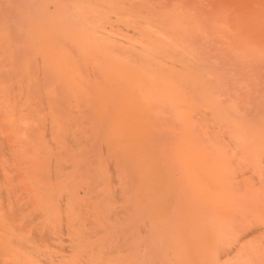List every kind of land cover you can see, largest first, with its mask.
<instances>
[{
    "label": "rangeland",
    "instance_id": "374dc122",
    "mask_svg": "<svg viewBox=\"0 0 264 264\" xmlns=\"http://www.w3.org/2000/svg\"><path fill=\"white\" fill-rule=\"evenodd\" d=\"M8 1V2H7ZM39 1V2H38ZM59 3H58V2ZM76 0H68V1H66V0H62V2H61V0L59 1V0H0V89H2V90H0L1 92H0V103H2V104H4L3 103V101L6 103L5 105H1L2 107H5L6 108V110H5V108H2V109H4V110H2L1 108V110H0V115H2L1 114V112L3 113V111H7L6 113V115H4L5 114V112H4V116H2V118H1V116H0V120H3V117H4V120H5V116H7L8 115V113L9 114H11V115H15L16 117H15V120L18 122V120H19V122H18V125L20 124V127L21 128H24V126L22 125V122L23 123H26L29 119H32V121H30L29 120V122H27V123H29L31 126H33L34 124L33 123H35V126L32 128H30V130H32V131H35V133H37L36 135H38V138H40L39 139V141H37V143L38 142H40V140H42L41 142L42 143H44L43 145L42 144H40V146H41V148H39V149H37L38 151H44V149L43 148H45V151H46V148H47V151L49 150V153H48V155H47V153H46V155H44L43 153L41 154L40 153V157H41V162L45 165V169H46V172H44L45 174H43V175H45L44 177H41V179H43V180H41V183H40V185L38 186V185H36V186H38V187H36V186H34V189H35V187H36V189L37 188H39V187H41V186H44V185H42V182H45V185L47 184V185H49V184H55V185H51L53 188H52V190H51V192H52V196L54 195V194H56V196H53L52 198H53V200L54 201H56V200H58L59 199V197H58V199H56V198H54V197H57L58 195V192L59 191H54V188L56 189L57 187H59L60 186V184L61 183H63V184H69V183H72V181H77L78 180V182H79V185L77 186V182H75L76 183V185H75V188H73L74 186H73V184H75V183H72V187L71 188H73V190H71V191H73V193L72 194H74V192L76 191V193L73 195L74 197L76 196V198L78 199V203H80V205H79V210H81L82 211V213L84 214H80L79 212L77 213V215L79 214V216H81V220L80 221H83V219H82V217H86V219H87V221H84V223L85 222H87V224L85 223V225H84V223H81V225L80 224H78V225H80L79 226V228H80V230L78 229V225H77V222H76V220L78 219V216L76 215L75 217H73V218H75L76 220H75V222H76V226H75V222L72 224V221L74 220H70V222H69V220H67V217L66 216H68L69 217V214H66L68 211V209L67 208H65V205L60 209L61 211H63V212H65V213H61L62 215L64 214V219H66V222H69V223H67L68 225H69V227H71L72 225H74V226H72L73 227V229L75 230V228H77L79 231H81V230H83V231H81V233H83V234H81V235H84V237L86 238V236H88V238L87 239H89V236L91 237L90 238V240L92 239V241H94V239H95V241L98 239V238H103L104 240H106L108 237L110 238V240H111V242L113 241L114 243H116V240H119L120 242H121V239H123V237H121L120 238V235H122L123 236V234L124 235H128L126 238H128L129 240H130V238L132 239V241H133V243L135 244V241H136V243L137 244H133L132 242H131V240L130 241H128L126 238H124V240H122L123 241V243H124V245H125V243H128V245H130V246H128V248H127V246H126V248H125V250H130L131 248H133V250L131 251H125V250H123V252L122 251H119V253H116V254H113L115 251H109L108 252V247H106L105 249L107 250L106 252L108 253H105V251L103 252V251H101V252H103V253H101L100 251L99 252H97L98 253V255H101L100 257H97V258H95V259H97L96 261H95V259H93L94 261H95V263L93 262V264H101L100 263V261L102 260V259H104L102 256L103 255H105L106 254V256L108 255H111V254H113V257H112V255H111V257H109V260L111 261V263H108V262H103L102 264H112V263H115V264H120L121 262H127V261H129V259L130 258H132V259H130V263L128 262V264H132L133 262H134V260H135V258L134 257H136V259H137V261L135 260V262H137L138 264H168L169 262V264H177L178 263V261H177V259H179V255H180V251H177V252H175V253H177V255L176 256H178V257H176V258H174V254H173V252L172 251H166L167 253H168V255L170 256L169 258H167L165 255H167V253L166 254H164V252L165 251H163V249L161 248V247H157L156 248V252H153V251H147V248L145 247V246H142L143 244L144 245H146V246H149V243L151 242L150 240H152V242H151V245H152V243H155V242H153L154 240H153V238H154V236H152L151 234H149V231H150V229L152 228V226H151V222L153 223V221L156 219V214L154 213V211H153V213H154V215H152L150 212V215H149V213L147 212L146 213V210H150V204L151 203H149L150 202V199H149V201H148V199H146V197L143 195V193H142V190L144 189L145 190V187L147 188H149V186H150V190L152 189V191L154 192V195H156L158 198H155L156 200L157 199H160V200H162L163 199V197H164V193H170V192H172V191H170V190H167V187H168V184H161V182H160V179L162 180V177L164 176L165 177V180H163L164 182H166V180H167V175L166 174H161L162 172L160 171V164L161 163H163V160H164V156L163 155H160V153L159 152H161V154H162V152H163V154L165 155V152H166V150H165V152H164V149L166 148L165 146H162V143H160V142H158V140H157V135L158 134H160L158 131H160V128H161V131L163 132V130L164 131H167V130H169V132H170V130H171V132L173 133V135H174V137L175 138H177V136H179V132L176 134V132H175V130H174V128L176 127V125H178V127H180L179 125H181V124H177L176 122H174L173 121V119H172V115L174 114V112L175 111H172V110H170V109H168V108H170V105L168 104V103H164V101L166 100V98H165V96H162V92H159V95H161L162 97H161V100H162V98L164 99V101H162V103H161V100H160V102L158 101L157 103H155V104H153L152 103V101L150 100V97L149 96H145V97H142V95H144V93H146V91L148 92L149 90L150 91H153L152 90V88H151V86L150 85H152V87L154 86V84H157L156 82H158V81H160L161 80V78L160 77H162V79H167V77H169L168 76V71H166V68H167V70H169L170 68V66H171V70L173 69L172 68V66H173V64L175 63V64H177V66L175 67L174 66V68H179V70L177 71L176 69H174L175 71H174V73L173 74H175L176 72L178 73V72H180V71H182V74H181V72L180 73H178V74H181L183 77H185L184 75L186 74V72H187V76L185 77V81H183V79H182V77H181V75H178V76H176V74H175V76L174 75H172V77H170L171 79L170 80H168L167 79V83H165L164 84V82L162 83V84H164V86L165 87H167L168 89L169 88H171L170 90H172V89H174V92H175V87L174 86H176V85H174V86H172L173 85V81L175 82V81H177L178 82V85L179 86H181V85H184V86H181L182 88H183V90H184V92H185V94L187 95V96H189V97H187L188 99L190 98H194V99H196L197 100V103L199 104V106H203L204 107V105L209 101V97H210V99L212 98V96H213V94L214 95H216V102L218 101V104L219 103H222V104H224V106H229V105H232L233 103H234V101L237 99V97H238V99L236 100L237 102H238V100H239V102L241 103V104H244L245 103V105H243V106H245V107H247V104L249 105L250 104V102L251 101H249V100H251L250 98H249V96L251 95V92H249V90H247L246 91V89H245V87H246V85H248V84H246V82H245V80H244V78L246 79L248 76H250L249 74L253 71V70H249V67L250 68H253V63L255 64V62L257 61V59L259 58V56H261V57H263V59H264V55H258V56H254L253 54H251V53H249V50H248V53L249 54H251V55H253L255 58H256V61H255V58L252 56V58L253 59H250V60H248V62H247V59H249L248 57H251V55L249 56V54H248V57L246 56L247 55V53L245 54L244 53V51H246L247 49H246V47L243 45V49H241V47H238V44L240 45V43L239 42H236L235 41V39L236 38H238V37H240V38H243L244 37V35L246 34V36L248 37V36H252V37H254V36H256L257 37V35L255 34V33H253V31L251 32V31H249L248 29H250V30H252L250 27L248 28V26L249 25H247V23H246V25H247V27H246V25L245 26H243V28L245 27V28H248L247 30L249 31V33L251 34H249V35H247V31H246V33H244V35H243V37H241V36H239L240 34H237V33H235L236 31H234V36L232 35L233 33H231V32H233L232 30H231V28H237V29H240V27L242 26H240L239 28H238V26L237 25H239L238 23H236V26H234V27H231L232 26V24H234V20L232 21V18L234 19H236L237 17H246V16H248V15H244L245 13H249L248 11L250 10L251 12H252V10H254V8L252 9V8H249L248 9V11H247V9H245L244 7H243V10H242V8L240 7V8H237V10H239V11H237L236 9H233L232 8V5H235L237 2V4H239L240 2H241V0H240V2H239V0L236 2V0H235V3H234V1L233 2H231L230 0H227L230 4L228 5V2H226V0H225V2L224 3H222L223 1L222 0H212V2L210 1L209 2V0L208 1H206V2H208V4H207V6L206 5H204V7H203V3L204 2H200L199 0H195L194 1V5H196V6H194L193 8H194V10L191 8V6H193V5H189V3H190V1L191 0H187L186 2H188V3H186L185 2V0H183L182 1V3H181V0H180V2L178 3V0H175V1H177V2H175L174 0H112V1H110V2H113V4H112V7L111 6H109V3H107L106 2V0H94V3L96 2L97 4V6L99 5V9H101L100 11H101V13L102 14H100L101 15V21H102V19L104 18V20H106L105 22L106 23H104V20L102 21V22H100L101 24H99L98 25V28L97 27H93V29H92V31H91V33L93 32V31H96V29L95 28H97L98 30H97V32H93V35L90 33V31H89V28L87 29V27H82V33H81V31L79 32V31H77V27H78V30H79V28L81 27V26H84V24H77V23H73L72 21H80L81 23H82V21H81V18H79V15H85L88 11H87V8H88V6H84L85 4L86 5H88V2L89 3H92V2H90V1H88L87 3H80V2H78L79 4H76L78 7L80 6V8H82V6L85 8V9H81L80 10V12L79 13H77V11H79L78 9H80V8H78L77 9V7L75 6V3H77V1L75 2ZM93 1V0H92ZM175 3H174V2ZM197 1H198V3H197ZM201 1H203V0H201ZM220 1H222L221 2V4H220ZM256 1H259V3L261 4V2H263L264 3V0H255L254 2H256ZM19 2V3H18ZM51 2V3H50ZM61 2V3H60ZM65 3V5L67 4L68 5V7H69V9H66L65 10V8H67V6H65V5H63L64 3ZM75 2V3H74ZM117 2V3H116ZM69 3V4H68ZM72 3V4H71ZM128 3V4H127ZM195 3H197V4H195ZM215 3H217V4H215ZM259 3L257 4V3H255V5L253 4V6H256V10H254V11H257V6L259 5ZM116 4V5H115ZM127 4V5H126ZM131 4V5H130ZM148 4V5H147ZM172 4H175L174 6L172 5ZM178 4V8L176 7V5ZM182 5L181 7L179 6V5ZM191 4V3H190ZM213 4H215V5H213ZM257 4V5H256ZM25 5V6H24ZM71 5H73L74 6V8L76 7V9L77 10H74V8H72V10H70L71 9ZM90 5L91 4H89V7H90ZM93 5V4H92ZM131 7H130V6ZM199 5L201 6V7H199ZM216 5H218V6H216ZM219 5H220V7H219ZM230 7H228V6ZM27 6V7H26ZM43 6V7H42ZM47 6V7H46ZM64 8H63V7ZM101 6V7H100ZM106 6V7H105ZM214 6V7H213ZM215 6H216V8H215ZM223 8H222V7ZM224 6H225V9H224ZM240 6H243V5H240ZM262 6H263V9H262ZM262 6H258V7H261V9L259 8L258 9V12L261 10L263 13H264V5H262ZM94 8V10H96L95 9V5L94 6H91V8ZM183 7V8H182ZM199 7V8H198ZM217 7H218V9L219 8H221L222 9V11H225L226 10V12L227 13H229L230 15L229 16H234L235 15V13H236V11H237V13H236V15H238L240 12L242 13V11H243V13L242 14H240V15H238V16H232V18H227L226 19V16H228V14H226V12L223 14L224 16H225V18L224 19H222L223 18V16H221L220 15V17L219 18H217L218 16H216V18L220 21H216L217 23H215V25H214V27H211V28H213V30L215 29V32L212 30V29H210V20L212 19V17L213 16H211L212 15V13H214L215 12V10L217 9ZM25 8H28V9H25ZM53 8V9H52ZM63 10H65V11H67V10H69V13L70 12H72L73 14H75L78 18L75 20V16H73V18H72V16L70 17V14H68L69 15V19H68V17L66 18H64V16H65V14L66 13H68V11L67 12H62V9ZM144 8V9H143ZM148 8V9H147ZM202 8V9H201ZM227 8V9H226ZM23 9V10H22ZM34 9V10H33ZM51 9V10H50ZM206 9H208V10H206ZM211 9H212V11H211ZM214 9V10H213ZM224 9V10H223ZM229 9V10H228ZM87 12H86V11ZM164 10V11H163ZM229 12H228V11ZM231 10V11H230ZM242 10V11H241ZM74 11V12H73ZM76 11V12H75ZM82 11V12H81ZM133 11V12H132ZM147 11H149V13L147 12ZM154 11V12H153ZM157 13H156V12ZM185 11V12H184ZM188 11V12H187ZM206 11V12H205ZM218 11V10H217ZM217 11L215 12V14L217 13ZM221 11V10H220ZM221 11V12H222ZM247 11V12H246ZM25 12V13H24ZM137 12H138V14H137ZM152 12H153V14H152ZM165 12V13H164ZM180 12H183V14L182 13H180ZM230 12H232V14L230 13ZM251 12H250V14H251ZM18 13V14H17ZM20 13V14H19ZM45 13V14H44ZM83 13H85V14H83ZM98 13H100L99 11H98ZM126 13H129V14H126ZM185 13V14H184ZM187 13H189L188 15H187ZM201 14V16H199L200 14ZM78 14V15H77ZM107 14H109V16H107L106 17V15ZM111 14V15H110ZM131 14V15H130ZM134 14V15H133ZM149 14H151V15H149ZM215 14H213V15H215ZM26 17H25V16ZM31 15V16H30ZM67 15V14H66ZM67 15V16H68ZM72 15V14H71ZM130 15V16H129ZM142 15V16H141ZM146 15H149V16H147L146 17ZM153 15H155V17L157 18V19H155L154 20V16ZM157 15H159L158 17H157ZM163 15H165V18H164V16ZM184 15V16H183ZM186 15V16H185ZM244 15V16H243ZM22 16V17H21ZM151 16V17H150ZM163 17L162 19L160 18V17ZM193 16V17H192ZM208 16H210V17H208ZM23 17H25V19L23 18ZM33 17V18H32ZM51 17V18H50ZM53 17H55V19L59 22V24H55V23H57L56 22V20L53 18ZM61 17H62V19H61ZM143 17V18H142ZM148 17H150V18H148ZM23 18V19H22ZM182 18V19H181ZM187 18H190V19H188V20H190V21H185V19ZM198 18V19H197ZM203 18V19H202ZM207 18H209V19H207ZM59 19H61V21L59 20ZM186 19V20H187ZM206 19V20H205ZM222 19V20H221ZM226 19V20H225ZM245 19V21L246 22H249V21H247V18H244ZM30 20V21H29ZM37 20V21H36ZM39 20V21H38ZM53 20V21H52ZM67 20V21H66ZM100 20V19H99ZM192 20V21H191ZM194 20V21H193ZM197 20V21H196ZM202 20V21H201ZM205 20V21H204ZM216 20V19H215ZM230 22H229V21ZM249 20V19H248ZM32 21V22H31ZM41 21H43V22H41ZM159 21H163V22H159ZM196 21V22H195ZM200 21V22H199ZM227 21V22H226ZM240 21V20H239ZM25 22V23H24ZM37 22H38V24H37ZM55 22V23H54ZM61 22H62V26H60L61 25ZM66 23V25H65V23ZM71 22L74 24V25H72V28H74L75 30L73 31V29L71 28V26H69V25H71ZM99 22V21H98ZM176 22L178 23V25H176ZM186 22H188L187 23V25H186ZM192 22V23H191ZM193 22H195V23H193ZM207 23V25H206V23ZM211 22H213V21H211ZM215 22V21H214ZM27 23V24H26ZM30 23V24H29ZM54 25H53V24ZM69 25H68V24ZM162 23V24H161ZM227 23H229V25L227 24ZM243 23H245L244 21H243ZM24 24H25V26H24ZM35 24V25H34ZM46 24V25H45ZM103 24V25H102ZM157 24H159V25H157ZM221 24H226L227 26H229V28H230V30H231V32H227L228 34H230L231 36L230 37H232V38H234L235 37V35L237 34L238 36H236L234 39H232V38H230V39H232V41L234 42L235 41V43H236V45L237 46H233L232 45V41H231V45H232V48H233V51H232V53L230 52L232 49H230L231 47L229 46V49L230 50H228V52H226L227 51V49H228V47H223V46H225L224 44L226 43V38H224V39H226L225 41H223V36H225V33H224V29H222V25ZM241 24V23H240ZM250 24V23H249ZM22 25V26H21ZM31 25H33V26H31ZM37 25V26H36ZM39 25H41L42 27H40ZM56 25V26H55ZM137 25H143V27H144V29H142V28H138V26ZM185 25H186V27H185ZM189 25L191 26L190 28H189ZM217 25V26H216ZM235 25V24H234ZM244 25V24H243ZM31 28H30V27ZM34 26H35V28H34ZM55 26V27H54ZM65 26V27H64ZM157 26V27H156ZM178 26H180V27H178ZM215 26L217 27V28H215ZM23 27H27L26 29L25 28H23ZM58 27H59V29H58ZM62 27V28H61ZM69 29H68V28ZM133 27H135L134 28V30H137L135 33L133 32ZM138 29H137V28ZM218 27H219V33L221 32V34L223 33V35H222V37H219L220 35H219V33H218V31L216 30V29H218ZM29 28V29H28ZM47 28V29H46ZM56 28V29H55ZM63 28L64 29H66V30H63ZM92 28V27H91ZM111 28V29H110ZM123 28H125V29H123ZM209 28V29H208ZM235 28V29H236ZM244 28V29H245ZM25 29V30H24ZM33 29V30H32ZM62 29V30H61ZM81 29V28H80ZM198 29V32L196 31ZM242 29V28H241ZM239 30L240 32H242L243 31V29L242 30ZM99 30H101V32L99 31ZM229 30V31H230ZM234 30V29H233ZM246 30V29H245ZM245 30L243 31V32H245ZM37 31H38V34H36L37 33ZM54 31H57V32H54ZM65 31H67V32H65ZM126 31V32H125ZM128 31V32H127ZM209 31H210V34H209ZM238 31V30H237ZM10 32V33H9ZM42 34H41V33ZM52 33V35H51V33ZM68 32H73V34L75 35H73V34H70V33H68ZM106 34H105V33ZM131 34H130V33ZM133 32V33H132ZM214 32V35H211L212 33ZM64 33H68V35H67V37H66V35L64 34ZM99 33V34H98ZM129 33V34H128ZM138 33H140V35H141V38H143L141 41H140V39L141 38H139L140 37V35L138 34ZM218 33V34H217ZM258 33H260V32H258ZM3 34V35H2ZM40 34V35H39ZM47 35V37L46 36H44V35ZM48 34H50L49 36L51 37H49L48 36ZM82 34V35H81ZM94 34H95V36H94ZM252 34H254V35H252ZM38 35V36H37ZM41 35H43V36H41ZM69 35H71L72 36V39H70L71 38V36H70V38H69ZM111 37H110V36ZM127 35H129V36H127ZM136 35V36H135ZM139 37H138V36ZM205 35V36H204ZM216 35V36H215ZM217 35H219L218 37H217ZM259 35H262V33L261 34H259ZM55 36V37H54ZM75 38H74V37ZM94 36V39H95V43L97 42V40H98V42H97V44L95 45V43H94V45L96 46V47H98L99 45H100V47H98V49L97 48H95L94 47V45H93V48L94 49H96L97 51L98 50H100L101 49V46H102V44L103 43H105V40H106V42H108V43H111V41L117 46V44L118 45H120L122 48H126V50L127 49H130V48H132V49H130V58H129V56L127 55L126 56V54L128 53V51L129 50H127V52H125V54H123L122 53V51L124 52L125 50L124 49H122L120 46H115L113 43V45L111 44V45H108L107 47H110V48H113V49H115V50H117V51H115V50H113V49H109V51L111 50H113V52H111V55H112V53H117L118 54V56L117 55H115L116 57L115 58H119L120 59V57L122 56H124V57H127V60H126V58H124L123 60H125V62L126 61H128V60H131V61H128V63L130 62V67H129V65H127L126 64V66H124V68L123 69H125V67L128 69V68H130L129 70V72H131V73H128V70H127V72H125L126 74H131L132 76H134V78L132 77L131 78V82L130 83H128V82H126L125 80L124 81H122L125 77H124V74H122L121 76H120V74H118V73H122L124 70H122V69H120V70H122V72L119 70V69H117V70H119V72L118 71H116V72H118L117 74L116 73H114V76L112 77V79L114 78V82L111 80V78L109 79V77H111L112 76V74H113V72H115L114 71V68L116 67V66H118V65H115L116 64V61L114 62V60H113V64H112V60L111 59H113L112 57L114 56H111L110 57V54H109V57H108V54L106 55V56H102V52H101V59H100V53H99V57H98V59H99V61H101L100 63L101 64H98V62H96V63H94L93 62V52L92 51H94V50H92L93 48H91L90 47V45H89V43L91 44L92 43V41H94V40H89V38L88 37H93ZM100 36V37H102V36H105V37H103V38H98V37ZM134 36V37H133ZM143 36V37H142ZM203 36V37H202ZM1 37H3L2 38V40H1ZM5 37V38H4ZM44 37V38H43ZM59 37V38H58ZM84 37V38H83ZM125 37V38H124ZM127 37H129L128 38V40H127ZM137 37H138V39H137ZM226 37V36H225ZM256 37H254V40H255V42L256 41H258L259 43L258 44H260V41L256 38ZM42 38V39H41ZM47 38V39H46ZM51 40H50V39ZM87 38V40L89 41V43H88V41L86 42L85 41V39ZM113 38H115V39H113ZM206 38V39H205ZM216 38V39H215ZM227 38H228V36H227ZM248 38H251V37H248ZM256 38V39H255ZM10 39V40H9ZM65 39H67V41L65 40ZM68 39H70V41L68 40ZM103 39H105V40H103ZM112 39V40H111ZM117 39H119L118 41H117ZM127 40V41H125L124 42V40ZM136 39V40H135ZM220 39H222L221 41H219ZM229 39V38H228ZM244 39V38H243ZM251 39H253V38H251ZM250 39V40H251ZM33 40H35V41H33ZM44 40H46V41H44ZM53 40H55L54 42H53ZM58 40V41H57ZM76 40V42L74 43V41ZM101 40V41H100ZM115 40V41H114ZM130 40V41H129ZM140 42H139V41ZM236 40H240L239 38L238 39H236ZM244 40H246V39H244ZM243 40V41H244ZM248 40V39H247ZM253 40V41H254ZM33 41V42H32ZM51 41V42H50ZM57 41V42H56ZM69 41V42H68ZM73 41V42H72ZM84 41H85V43H84ZM99 41L100 42H103V43H100L99 44ZM123 41V42H122ZM132 41H138L137 43H136V46H133V45H135V43L134 42H132ZM242 41V40H241ZM240 41V42H241ZM242 41V42H243ZM253 41H252V44H253ZM8 42V43H7ZM35 42V43H34ZM40 44H39V43ZM48 42V43H47ZM58 42H60V43H58ZM68 42V43H67ZM118 42V43H117ZM123 44H122V43ZM128 42H130V43H133V44H127ZM228 42V41H227ZM230 42V41H229ZM249 42V41H248ZM254 42V43H255ZM49 43H51L50 44V47L49 46H47L46 44H49ZM59 45H58V44ZM88 43V44H87ZM120 43V44H119ZM127 44V45H130L129 47L127 46V45H125V44ZM221 43L223 44V45H221ZM238 43V44H237ZM251 43V41L249 42V44ZM16 44V45H15ZM24 44V45H23ZM36 44V45H35ZM37 44H39V46L37 45ZM44 45L45 47L47 46V50H46V48H45V50H41L40 49V45ZM72 44V45H71ZM106 44V43H105ZM234 44V43H233ZM252 44H251V46H252ZM256 44V43H255ZM15 45V46H14ZM41 45V46H42ZM53 45V46H52ZM58 45V47H56ZM65 45V46H64ZM220 45V46H219ZM235 45V44H234ZM3 46V47H2ZM9 46V47H8ZM20 46V47H19ZM38 46V47H37ZM51 46L53 47L52 49H54V47H55V49L54 50H51L50 48H51ZM80 46V47H79ZM133 46V47H132ZM227 46V45H226ZM250 46V47H251ZM36 47H37V49H36ZM66 47L68 48V49H66ZM76 47L79 49V48H81V49H76ZM103 47H104V49H107V48H105V45L103 44ZM128 47V48H127ZM138 49H137V48ZM223 47V48H222ZM235 47H236V49H235ZM15 48V49H14ZM42 48V47H41ZM63 48H65V49H63ZM85 48H86V50H87V52L86 51H84L85 50ZM100 48V49H99ZM143 48H144V51H146L145 49H147V51H150L151 53H153V52H155V53H153V54H150V56L151 55H153V56H151V58L154 60V58H155V56H158V55H154V54H159L160 53V55L158 56V57H156V59L155 60H165V62L166 63H164L162 60V62H163V65H162V62H160V67H161V69H160V67L159 68H156L155 66H153V67H151L152 65H155L154 63L155 62H157V61H155V62H152V63H150L151 62V60L152 59H150V56L148 57L149 59H148V61H146V63L144 62L145 60H144V58H143V54H144V51H143ZM11 49V50H10ZM26 49V50H25ZM30 49V50H29ZM35 49V50H34ZM40 51H39V50ZM103 48L101 49L102 51L104 50ZM224 49H226V50H224ZM235 49V50H234ZM48 50H51V51H48ZM68 51V53H69V58L70 59H67V61L68 60H73V57H74V59H76V61H77V63L79 64V66H78V64H77V68H78V70H77V72L79 71V69H80V72L79 73H77L76 75L78 76V79H77V81L76 82H82L83 81V84H84V86L86 87H84V86H81L82 84L80 83V89L76 86V85H74V84H72V79H70V78H68L69 77V75H70V73L71 72H73V71H71L70 73H69V75H67V71H68V69L66 70V72L64 71V68L62 69L61 67L62 66H64L65 67V65L67 66L68 65V63H69V61H68V63L66 64L64 61H63V63L64 64H61V62H60V60H58V59H61V60H64V58H63V54H61V53H64L65 51ZM81 50L83 51V52H85L84 54L81 52ZM95 50V51H96ZM100 50V51H101ZM122 50V51H121ZM132 50V51H131ZM139 50H142L141 51V53H140V51ZM177 50V51H176ZM11 51H13V52H11ZM40 53H39V52ZM44 52V54H43V52ZM61 51V52H60ZM70 51H72L71 53H70ZM94 51V52H95ZM97 51L95 52V53H97ZM106 51V50H105ZM105 51H103V55H105ZM109 51L107 52V53H109ZM146 51V52H147ZM235 51H237V52H241L242 53V56L244 57V56H246V57H244V58H246V59H244V58H240L239 56L241 55H239L238 53V57H236V55L237 54H233V53H235ZM11 52V53H10ZM42 52V53H41ZM48 52V53H47ZM50 52V53H49ZM54 52L55 53H57V55H56V57H54V59L53 58H51V60H52V62H54V63H51V65L53 66H51V65H49L48 64V62H47V64H46V61L47 60H49L48 59V55L50 54H54ZM59 52V53H58ZM80 52V53H79ZM90 54H89V53ZM99 52V51H98ZM137 52V53H136ZM174 52V55L172 54ZM251 52V51H250ZM2 53V54H1ZM13 53V54H12ZM29 53V54H28ZM86 53H88L89 55L87 56V54ZM131 53L132 54H134L135 53V57H133L132 55H131ZM92 54V55H91ZM166 54H167V56H166ZM170 54V56H168ZM228 54V55H227ZM230 54V55H229ZM244 54V55H243ZM10 55V56H9ZM60 55V56H59ZM73 55H75V56H73ZM84 55H86V57L84 56ZM178 55V56H177ZM161 56V57H160ZM225 56V57H224ZM85 57V58H84ZM143 59H142V58ZM154 57V58H153ZM11 58H13L14 59V61H13V59H11ZM107 58H110V59H107ZM239 58H240V61H238L239 60ZM46 59V60H45ZM56 59V60H55ZM140 59H141V61H140ZM175 59V60H174ZM238 59V60H237ZM243 59V60H242ZM260 59V58H259ZM12 60V61H11ZM40 60V61H39ZM50 60V61H51ZM54 60V61H53ZM66 60V59H65ZM103 60V61H102ZM109 61V63H107L106 61ZM137 60V61H136ZM152 60V61H153ZM229 60V61H228ZM235 60L236 61H238L239 62V64L237 63V62H235ZM241 60H242V63H241ZM255 62H254V61ZM86 61V62H85ZM106 62L107 64H108V69H112L111 70V72L110 73H112L111 74V76H109L107 73H109V72H106V75L107 76H109L108 77V79H107V76L104 78V74L103 73H101V71H102V68H103V70H104V73H105V69H104V67L105 66H103V62ZM173 62V64H170L171 62ZM189 61V62H188ZM226 61V62H225ZM253 63H252V62ZM259 61V60H258ZM258 61L256 62V66H254V67H257L258 66ZM93 62V63H92ZM143 62V63H142ZM180 62V63H179ZM188 62V63H187ZM191 62V63H190ZM193 62V63H192ZM245 62V63H244ZM247 62V63H246ZM260 62V61H259ZM90 63V64H89ZM118 64L120 63V62H117ZM131 63H132V65H131ZM140 63V64H139ZM185 63V64H184ZM238 65H237V64ZM252 63V64H251ZM261 63H262V60H261ZM260 63V65L259 66H261L263 63H264V60H263V63L261 64ZM41 64V65H40ZM70 64H72V63H70ZM97 64V65H96ZM121 64V63H120ZM120 64H119V66L118 67H121L120 66ZM141 64H143V65H147V64H151V68L153 69V71H152V69L151 68H149L148 70H150V71H148V73H145L146 72V70H144L145 68H146V66L145 67H142L141 66ZM187 64V65H186ZM236 64V65H235ZM242 64V65H241ZM245 64H247V65H245ZM250 64L252 65V66H250ZM28 67H27V66ZM49 65V66H48ZM89 65H90V67H89ZM101 65V66H100ZM113 65H114V67H113ZM125 65V64H124ZM149 65H147V68L149 67ZM166 65V66H165ZM168 65V66H167ZM185 65V66H184ZM264 65V64H263ZM262 65V66H263ZM56 66V67H55ZM100 68H99V67ZM107 66V65H106ZM163 66V67H162ZM181 66L183 67L182 69H184L185 68V70H184V73L185 74H183V70L181 69ZM201 66H203V67H201ZM238 66V67H237ZM247 66H248V68H247ZM27 67V68H26ZM49 67V68H48ZM50 67H52V68H50ZM68 67H69V65H68ZM70 67H72L71 65H70ZM88 67V68H87ZM102 67V68H101ZM113 67V68H112ZM142 67L143 69H141V70H144L143 72L140 70V68ZM200 67V68H199ZM241 67H242V70H241ZM55 68V69H54ZM73 68V67H72ZM156 68V69H155ZM162 68H164V70H165V72H167L166 74H165V72H163V70H162ZM62 69V70H61ZM90 69V70H89ZM92 69V70H91ZM106 69H107V67H106ZM157 69H158V71H157ZM160 69V70H159ZM189 69V70H188ZM249 71H248V70ZM254 69V68H253ZM261 70H262V68H260ZM27 70V71H26ZM138 70H139V72H138ZM156 70V71H155ZM188 70V71H187ZM255 70L256 69H254V71H253V73L255 72ZM24 71H26V72H24ZM93 71H94V73H93ZM107 71V70H106ZM109 71V70H108ZM113 71V72H112ZM141 71V72H140ZM161 71V72H160ZM246 71V72H245ZM248 71V72H247ZM260 71V70H259ZM55 72V73H54ZM66 74H65V73ZM69 72V71H68ZM137 72V73H136ZM150 72L153 74V76H152V78L155 76V78H154V80H156V82L152 79V81L153 82H151L150 80H148L147 79V76H146V74H150ZM262 72V71H261ZM261 72H258V74H259V76H261V77H259L258 76V74L256 73V75H253L255 78H257L259 81L261 80V78H264L263 76H262V74H260ZM75 72H73V74L72 75H75L74 74ZM157 73V74H156ZM160 75H159V74ZM188 73L189 74H191V76L190 75H188ZM263 73V72H262ZM63 74H65V75H67V77H65ZM80 74H81V77L82 78H80ZM90 74V75H89ZM93 74V75H92ZM145 76H144V75ZM162 74V75H161ZM194 74H196V75H194ZM247 74V75H246ZM60 75V76H59ZM192 75H193V77H192ZM239 75H241V77L239 76ZM242 75L244 76V77H242ZM246 75V76H245ZM90 76H92V77H90ZM118 76H120V77H118ZM157 76H158V78H157ZM203 76V77H202ZM231 76V77H230ZM232 76H234L233 77V79H232ZM239 77V78H237V77ZM253 76L251 75L250 77H248L250 80L252 79H254L253 78ZM259 78H258V77ZM64 77V78H63ZM70 77H71V75H70ZM73 77V76H72ZM76 76H74V78H75ZM116 77V78H115ZM130 77V76H129ZM198 79H197V78ZM201 77V78H200ZM252 77V78H251ZM68 78V79H67ZM73 78V79H74ZM123 78V79H122ZM135 78H136V80H135ZM138 78V79H137ZM160 78V79H159ZM193 78V79H192ZM204 78V79H203ZM247 78V79H248ZM70 79V80H69ZM76 79V78H75ZM74 79V80H75ZM116 79V80H115ZM134 81H133V80ZM157 79H159V80H157ZM247 79H246V81H247ZM249 79H248V83L249 82H252V84L254 83V85H248V86H250L249 88L251 89V91H252V87H253V89L255 90V91H258V89L256 90L255 89V85L257 84V83H255L254 81H256V79H254V81H249ZM65 82H64V81ZM146 80H148V83H147V81ZM173 80V81H172ZM202 80V81H201ZM236 80V81H235ZM135 81H136V83H135ZM162 81V80H161ZM170 81V82H169ZM234 81V82H233ZM263 81V79L261 80V82ZM75 81L73 82V83H76ZM79 82L78 83H76V84H79ZM120 82V83H119ZM137 82H139V83H137ZM147 84H149V85H147ZM150 82V83H149ZM166 82V81H165ZM183 82V83H182ZM188 82V83H187ZM190 82V83H189ZM207 82H208V84H207ZM243 82H245V83H243ZM67 83V85H65V84ZM88 83V84H87ZM114 83V84H113ZM121 83L123 84V85H121ZM152 83V84H151ZM159 83V82H158ZM169 83V84H168ZM191 83H192V85H191ZM237 83H239V84H237ZM260 83V82H259ZM104 84V85H103ZM136 84H138V86L136 85ZM140 84H145L144 86H141ZM242 84V85H241ZM244 84H246L245 86H244ZM262 84V83H261ZM260 84V86H261V88H262V85ZM74 85V86H73ZM135 85V86H134ZM158 85V84H157ZM156 85V86H157ZM237 85V86H236ZM259 85V84H258ZM263 85H264V82H263ZM69 86V87H68ZM102 86V87H101ZM104 86V87H103ZM127 86V87H126ZM156 86H154L153 87V89L154 88H156ZM235 86V87H234ZM24 87V88H23ZM95 87V88H94ZM96 87L98 88V91H99V94H101L100 96L101 97H99L98 95V92H97V89H96ZM121 87H122V90H121ZM135 87V88H134ZM158 87V86H157ZM186 87H187V91L185 90L186 89ZM234 87V88H233ZM237 87V88H236ZM240 87H242V88H240ZM258 87V86H257ZM264 87V86H263ZM26 88V89H25ZM79 90H78V89ZM101 88H103V89H101ZM118 88V89H117ZM133 88V89H132ZM150 88V89H149ZM176 88H177V86H176ZM181 88V89H182ZM247 89H248V87H246ZM81 89H83V92H82V90ZM86 89V90H85ZM101 89V90H100ZM121 91H120V90ZM132 89V90H131ZM144 89H146V90H144ZM210 91L211 90V92H209L208 90ZM242 89H244V90H242ZM73 90H75V91H73ZM106 90V91H105ZM124 90V91H123ZM156 90V89H155ZM176 90H178V88L176 89ZM261 90V89H260ZM263 90V89H262ZM262 90H261V93H262ZM50 91V92H49ZM72 91H73V93H72ZM78 91H81L82 92V95H81V92H78ZM102 91V92H101ZM103 91H104V93H103ZM108 91V92H107ZM110 91V92H109ZM158 91V90H157ZM245 91L246 93H243V92ZM255 91H252V93L253 94H256L257 95V93L255 92ZM75 92H76V94H75ZM154 92H156V91H154ZM168 92V91H167ZM171 92H173V91H170L169 93H171ZM255 92V93H254ZM47 93V94H46ZM80 93V94H79ZM85 93H86V95H85ZM130 93V94H129ZM140 93V94H139ZM208 93V94H207ZM241 93V94H240ZM247 93H249V95H248V97H246V95H247ZM73 94V95H72ZM107 94V95H106ZM128 96H127V95ZM174 94V93H173ZM206 94V95H205ZM243 94H245V96L243 97ZM87 95H89V96H87ZM104 95V96H103ZM135 95V96H134ZM141 95V96H140ZM172 95V94H171ZM218 95H220V97L218 96ZM238 95H241L242 97H240V96H238ZM255 95V96H256ZM259 96H261V94L259 93L258 94ZM12 96V97H11ZM79 98H78V97ZM108 96V97H107ZM173 97H174V95H172ZM218 96V97H217ZM254 96V95H253ZM258 96V97H259ZM263 97H264V95H262ZM261 96V97H262ZM75 97V98H74ZM82 97V98H81ZM84 97H86V98H84ZM91 99H90V98ZM93 97V98H92ZM97 97H99V99H100V104H99V99L97 98ZM127 97V98H126ZM130 97V98H129ZM222 97V98H221ZM248 98L249 100V103H247V102H245L244 101V99H246V98ZM251 97V96H250ZM6 98V99H5ZM141 98H143V100L141 99ZM239 98H242V99H239ZM254 98V97H253ZM11 99H12V101H11ZM72 99H73V101H72ZM81 99H83V100H81ZM116 99V100H115ZM207 99V100H206ZM219 99V100H218ZM85 100V101H84ZM87 100L89 101L88 103H87ZM98 100V102H96ZM108 100V101H107ZM227 100V101H226ZM232 100H233V102H232ZM243 101V103H242V101ZM60 101V102H59ZM80 101V102H79ZM116 101H117V103H116ZM130 101V102H129ZM134 101V102H133ZM141 101V102H140ZM176 101V100H175ZM205 101V102H204ZM221 101H223V102H221ZM231 101V102H230ZM51 102V103H50ZM120 104H119V103ZM142 103V105L144 104V106H142V109H143V107H144V110H142L141 109V107H140V110H137V105H134V104H138V106H141V104H139V103ZM232 103V104H230V103ZM7 103H8V106H7ZM59 103H60V105H59ZM63 103V105H61ZM102 103V104H101ZM122 103V104H121ZM149 103V104H148ZM240 103H238V107H237V109L239 108V104ZM247 103V104H246ZM90 104V105H89ZM110 104V105H109ZM117 104H119V105H117ZM163 104V105H162ZM37 105V106H36ZM72 105V106H71ZM89 105V106H88ZM94 105V106H93ZM99 105L101 106L100 108H99ZM134 105V106H133ZM169 105V106H168ZM221 105V104H220ZM59 106V107H58ZM62 106V107H61ZM83 106V107H82ZM106 106V107H105ZM146 106V107H145ZM175 106V107H174ZM234 106V105H233ZM241 106V105H240ZM78 107V108H77ZM89 107V108H88ZM96 107V108H95ZM119 107V108H118ZM124 107H126V108H124ZM131 107H134L135 109H134V111L136 112V114L138 113L139 115H141V114H143V113H145V115L143 114V115H141L140 117H139V115L137 114H135L134 116L136 117V116H138V117H132V115L131 114H129V110H130V113H131V111L133 110V108H131ZM173 107L174 108H176V105L174 104L173 105ZM207 106H205L204 108H206ZM245 107H243L244 109H245ZM29 108V109H28ZM122 110H121V109ZM139 108V107H138ZM155 108H157L156 110V112H161V113H157V114H155ZM201 108V107H200ZM200 108H199V110H198V113H201V114H203L202 116H204V114H205V116H204V118H206L208 121H212V119H213V115L211 116V118L210 117H208L207 118V116L206 115H209V112H211V111H209V110H207V108H206V110L207 111H209V112H206V110H204L203 108V110H200ZM47 109V110H46ZM51 109H52V111H51ZM93 109H95V110H93ZM118 109H120L119 110V112L120 113H118ZM146 109V110H145ZM235 110V112L236 111H238L239 109L241 110L242 108H239L238 110ZM112 110V111H111ZM53 111H54V113H53ZM78 111V112H77ZM94 111V112H93ZM107 111H108V113H107ZM124 111H126V112H124ZM134 111H132V113L134 112ZM150 111H153L154 113H151ZM195 111V110H194ZM11 112V113H10ZM124 112V113H123ZM241 112V111H240ZM84 113V114H83ZM104 113V114H103ZM126 113V115H124ZM163 113V114H162ZM207 113V114H206ZM241 113H243V112H241ZM53 114H54V117H52L53 116ZM95 114V115H94ZM211 114V113H210ZM240 114V113H239ZM11 115H8L7 117H10ZM102 115V116H101ZM165 115V116H164ZM24 116L26 117H28L29 119L27 120L26 118H24ZM38 116V117H37ZM107 118H106V117ZM125 116H128L127 118L125 117ZM149 118H148V117ZM210 116V115H209ZM58 118V122L59 121H61V124L60 123H58L57 122V120H55V119H57ZM105 119H104V118ZM121 117H123L122 119H121ZM131 117H132V119H131ZM200 117H201V115H200ZM11 118V120H12V116L10 117ZM10 118H8L7 120H5V123H7V121H9L10 120ZM17 118V119H16ZM139 118V119H138ZM167 118H169V119H167ZM202 118V117H201ZM203 118V119H204ZM27 120V121H25V120ZM102 119V120H101ZM103 119H104V121H103ZM116 119H118V120H116ZM121 119V120H120ZM143 121H142V120ZM163 119H165L166 120V122H165V120H163ZM196 119V118H195ZM11 120H10V123H8V124H11ZM14 120V118H13V121H15ZM55 120V121H54ZM126 120V122H124V121ZM140 120L142 121V122H140ZM111 121V122H110ZM123 123H122V122ZM57 122V123H56ZM71 122V123H70ZM109 122H110V124H109ZM120 122V123H119ZM147 123V125L148 126H150V127H154V130H153V135H151V137H152V141L154 140V142L155 143H153V145L158 149V151H157V153H159V156L157 157V163H155V166H153L154 165V161H153V164H152V162H151V164H152V166L154 167L153 168V170L151 171L152 173L154 172V174L152 175L151 174V177L152 176H154V177H149L150 176V173H149V176H148V173H147V170L145 169L146 168V166H144L145 164L144 163H148L149 161L147 160L148 159V154H151V153H149L150 151H149V149L150 148H148V150H146L145 148L146 147H144V149L142 150L141 148H142V146H144L143 144H145L144 142V140H146L147 139V128H145L146 126H142L144 123ZM153 122H155V124L153 123ZM161 122H165V124H167L168 126H170V127H168L167 125H165L164 127L163 126H159V125H157V124H160ZM4 123V124H5ZM112 123H114V124H112ZM135 123V124H134ZM136 123H139L138 125L136 124ZM150 125H149V124ZM2 124V121H1V123H0V125ZM8 124H5V125H2L3 126V128L5 129L6 128V126L8 125ZM12 124H13V122H12ZM11 124V125H12ZM17 124V123H16ZM16 124H14L15 125V127L17 128V126H16ZM56 124H57V126H56ZM101 124H102V126H101ZM104 124V125H103ZM110 125L111 126V124H112V126L113 127H111L113 130H112V132L110 131V129L111 128H108L109 126H107L106 127V125ZM215 124V126L217 127H219L220 128V125L218 124H216V122L214 123ZM14 125H12V126H14ZM58 125H60V126H58ZM84 125V126H83ZM117 125V126H116ZM131 125V126H130ZM146 125V124H145ZM162 125V124H161ZM175 125V127H172V126H174ZM2 126H0V127H2ZM12 126H7L8 128H11L12 129V132L14 131V129H15V131L17 130L16 128H13ZM26 126V125H25ZM45 126H47V128L45 127ZM63 126V127H62ZM117 128H119V129H117ZM119 126V127H118ZM122 126V127H121ZM127 126H128V128H127ZM27 127H28V131H29V127L30 126H26V129H27ZM56 127L58 128V133L56 132L57 131V129H56ZM59 127H60V129H61V131H62V128H63V131L62 132H60V129H59ZM62 127V128H61ZM105 127V128H104ZM115 127V128H114ZM126 127V128H125ZM139 127V128H138ZM178 127H177V129H178ZM235 127H237V126H235ZM263 127V126H262ZM261 126H259V129L258 128H256L257 129V131H259L260 129H262V131H264L263 129H264V127L262 128ZM18 128H19V126H18ZM21 128H19V129H21ZM47 130H46V129ZM125 129V131L123 130V129ZM145 128V129H144ZM234 126H232V125H224V126H222V128H220V130L218 131L217 130V128H216V130H217V132H219V136L220 137H218V139H219V141L217 140L216 141V144H218L219 146H221V147H223L224 149H225V153H228V154H226L227 155V157L226 156H224L225 158H227V159H225V162H226V165H227V167L228 166H232L231 167V170L232 171H230V167L229 168H226L228 171H226V173H225V178L227 177L226 175H227V173L229 174H232V173H234V174H232L233 175V177H234V175H236V179H235V182L237 181V183L234 185H232L231 184V188L232 189H234V191H233V193L236 195V193L235 192H237L239 189V187L241 188V189H243L244 188V185L241 183V181L240 180H242L243 178H242V174H243V172L245 171V169L242 167V168H240L241 166H239V168H237L238 167V165H237V161L239 160L238 158V156H239V152L238 151H240L238 148V150L236 149H234L233 147H238V144L240 145V147L241 146H244L243 144H242V142H243V140H244V136H243V140H242V137H238V135H236L237 137H235V135H234V132L236 131H239V130H236V128H234ZM241 129L239 132H243V127H238L237 129ZM2 129V128H1ZM7 129V128H6ZM5 129V130H6ZM18 129V130H19ZM54 129V130H53ZM108 129V130H107ZM116 129H117V131H116ZM121 129H122V132H121ZM141 131H140V130ZM156 129V130H155ZM176 129V130H177ZM212 129V128H211ZM245 129H247V128H245ZM256 129H252V130H256ZM8 131H5V132H3V134H2V136H5V137H7L8 136V140H9V136H11V137H13L12 136V134H16V132L15 133H11L10 132V130L9 129H7ZM74 130H76V131H74ZM105 130V131H104ZM144 130H145V132H144ZM179 130H180V128H179ZM251 130V131H252ZM2 131H4V130H2ZM2 131H0V132H2ZM20 132H22V131H25V130H23V129H21V130H19ZM18 131V132H19ZM88 131V132H87ZM139 133H138V132ZM210 131V130H209ZM222 131L224 132V134H223V137H222ZM250 131V130H249ZM261 131V130H260ZM11 134H10V133ZM54 132V133H53ZM61 134H60V133ZM103 132V133H102ZM135 132V133H134ZM142 132V133H141ZM157 132V133H156ZM170 132V133H171ZM181 132V131H180ZM212 134H213V136H215V134L217 135L218 133H216V132H214V128H213V131H210ZM236 132H235V134H236ZM239 132H237V134L239 133ZM244 132H246V130H244ZM244 132H243V134H244ZM4 133H5V135H4ZM23 133V132H22ZM26 133V132H25ZM24 133V134H25ZM29 134H27V136L29 135H32L33 136V138H34V135L33 134H31L32 132H28ZM34 133V134H35ZM124 133H125V136L128 138H126L127 140H125V136H124ZM141 133V134H140ZM164 133V132H163ZM226 133V134H225ZM230 133V134H229ZM241 133H239L240 135H241ZM19 134V133H18ZM128 134V135H127ZM138 136H136V135ZM154 134H155V136H154ZM17 135V134H16ZM20 135V134H19ZM103 135V136H102ZM144 136L146 139H143V138H141V136ZM162 136H163V134H161ZM247 135V134H246ZM26 136V135H25ZM131 138H130V137ZM137 137V139H139V140H143V141H140V142H136L137 141V139H136V137ZM164 136H170V135H168V134H164ZM218 136V135H217ZM216 136V137H217ZM5 137H3V139H5ZM35 137H37V136H35ZM88 137V138H87ZM110 137V138H109ZM113 137V138H112ZM122 137V140H121V142L119 143V141H120V138ZM141 139H140V138ZM159 137H161L160 135H159ZM158 137V138H159ZM222 137V138H221ZM0 138H2L1 137V134H0ZM16 137H14L13 138V140L14 141H16L15 143H17V140L15 139ZM32 137L31 138H28V140H30L31 141V143L30 144H32V145H34L36 148H37V145H36V143H34V142H32L34 139L36 140L37 138H34L33 139ZM114 138H117V139H119V140H117V139H114ZM162 138V137H161ZM225 138V139H224ZM240 138V139H239ZM247 139H248V137H246ZM245 138V140H247ZM12 139V138H11ZM10 139V141H12V143H13V140H11ZM77 139V140H76ZM96 139V140H95ZM104 139H108L107 140V142H106V140L104 141ZM110 139V140H109ZM112 139H114V140H112ZM124 139V140H123ZM130 139H132V141L130 140ZM174 139V138H173ZM223 139V140H222ZM6 140V139H5ZM26 140H27V138H26ZM27 140V141H28ZM38 140V139H37ZM169 141L168 142H170V138L168 139ZM172 140V139H171ZM221 140V141H220ZM234 140V141H233ZM10 141L8 142L7 140L5 141L6 143L8 142L9 144H10ZM50 141V142H49ZM77 141V142H76ZM79 141V142H78ZM101 141H103V142H101ZM124 141V143H122ZM127 141V142H126ZM129 141V142H128ZM134 141V142H133ZM238 143H237V142ZM242 141V142H241ZM49 142V143H48ZM74 142V143H73ZM110 142V143H109ZM115 142V143H114ZM133 142V143H132ZM136 142V143H135ZM172 142V141H171ZM227 142V143H226ZM247 142V141H246ZM246 142L244 143V144H246ZM7 143V147H8V153H6L7 154V156H8V154L12 157V155H14V157L15 158H13V161H17L16 163L15 162H11V157L10 156H4V155H2V157H4V159L3 158H1L0 159V161H4V163H6L8 166H6L8 169H6V167H5V165L6 164H4V163H2V165H4V167L5 168H3V166L1 165V162H0V165H1V168L2 169H4V170H1L0 169V172H2V174L4 173V171L5 172H8V173H6V175L10 178H14L15 180H14V182L12 183V182H8L10 179L8 178V177H3L4 175H5V173L3 174V176H1L0 178H3L2 180H4V178H8V181L6 180V182H5V180L4 181H2L1 180V182L3 183L4 182V184L5 185H2L3 187L1 188V190H3V191H5L6 193H4L3 191H2V196H0L1 197V200H0V204L2 205H0L1 206V214L0 215H2V218H4V220L5 221H9V222H12L13 224H15L17 227H24V228H28V229H23L22 228V230H23V232H24V230L26 231V234H28V235H30L31 233L33 234L34 232H35V230L34 231H30L29 230V227L32 225H35V226H37L38 227V225L40 226L44 221L43 220H45L44 218H42L41 217V214H39V211H36L35 210V206H30L29 207V196H30V193H31V195L33 194V190H30V191H27L26 190V188H25V191L23 190V187L24 186H26V185H24V183H25V181L27 180H29L28 178H30V175H27V176H25V175H23V174H21L20 175V169L22 170V173H26L27 172V170H28V166H26V165H24L23 167H22V162H21V160L19 159V157L16 155V154H18V151H21V149L19 148V150L17 151V145L15 144V143H13L15 146H17V147H15V146H13V144H8ZM49 145H48V144ZM102 143V144H101ZM108 144V146H107V144ZM129 143H130V147L129 146H127V144L129 145ZM141 143H143L142 145H141ZM206 143V142H205ZM228 143H229V145H228ZM28 144H29V142H28ZM30 144H29V146H30ZM133 144H134V146H135V148L133 147ZM137 144V145H136ZM206 144H208V143H206ZM215 144V145H216ZM249 144V143H248ZM247 144V146H249ZM3 146H4V143L2 144ZM12 145V148L13 147H15V148H13V150H12V148L10 149V151L12 152V155H11V153H10V151H9V146H11ZM109 145H113V146H115L116 145V147H110ZM218 145H216L217 147H218ZM234 145H236V146H234ZM5 146V147H6ZM47 146V147H46ZM57 148H56V147ZM89 146V147H88ZM138 146V149L136 148ZM141 148H140V147ZM171 146V145H170ZM227 146H230V147H228L227 148ZM232 146V147H231ZM5 147H3L4 149H5ZM104 147V148H103ZM133 147V148H132ZM150 147H151V145H150ZM169 147V146H168ZM167 147V148H168ZM2 147H0V149H1ZM17 148V149H16ZM76 148V149H75ZM130 148V149H129ZM7 149V148H6ZM6 149L5 150H2V151H6ZM14 149H16V151L14 150ZM41 149V150H40ZM57 149V150H56ZM80 149L81 150H84V151H80ZM107 149V150H106ZM137 149V150H136ZM232 149H234V150H232ZM23 151L22 152H24V150H25V148L24 149H22ZM31 150V149H30ZM133 152H132V151ZM232 150V151H231ZM28 151H29V149H28ZM138 153H137V152ZM147 151H148V153H147ZM27 152V149H26V151L24 152V153H26ZM31 152V151H30ZM79 152V153H78ZM119 152V153H118ZM4 154H5V152H3ZM14 153V154H13ZM78 153V154H77ZM143 153V154H142ZM2 154V153H1ZM1 154H0V156H1ZM145 154V155H144ZM27 155H30V153L28 152L27 153ZM33 155V154H32ZM125 155V156H124ZM144 156V157H143ZM147 157V159H146V157ZM237 156V157H236ZM6 157H7V160H6ZM142 157V158H141ZM10 158V161L8 162V159ZM127 158V159H126ZM158 158H159V163H158ZM17 159V160H16ZM75 159H77V164H76V162H75ZM143 159V160H142ZM145 159L148 161V162H146L145 161ZM95 160V161H94ZM126 160V161H125ZM128 160V161H127ZM7 161V162H6ZM78 161H79V163H78ZM81 161V162H80ZM124 161V162H123ZM143 161H145V162H143ZM67 162V163H66ZM127 162H128V164H127ZM236 162V163H235ZM18 163L19 164H21V166H20V168H18L19 167V165H18ZM66 163V164H65ZM124 163L126 164V165H124ZM64 164V165H63ZM82 165V166H80L79 167V170H80V168L82 167V169L80 170V171H82V172H80L81 173V175H80V177H77L76 176V174L78 173L79 174V171L76 169H74L75 167H76V165L77 166H79V165ZM101 164V165H100ZM112 164V166H110ZM156 164H157V166H156ZM147 165V164H146ZM225 165V166H226ZM12 166H14V167H12ZM18 166V167H17ZM127 166V167H126ZM159 166V167H158ZM234 166V167H233ZM11 167V168H10ZM17 167V168H16ZM47 167H48V170H47ZM71 167V168H70ZM15 168H16V170H15ZM26 171V172H24L23 171V169ZM26 168V169H25ZM68 168V169H67ZM77 168V167H76ZM91 168V169H90ZM127 168H129V169H127ZM132 170H131V169ZM159 168V169H158ZM92 169H94V170H92ZM235 171H234V170ZM10 170V171H9ZM14 170V171H13ZM63 170V171H62ZM91 170V171H90ZM78 171V172H77ZM101 171V172H100ZM104 171H109L108 173L107 172H105L104 173V175H105V177H106V175H107V178H106V180H108V181H106V180H104V175L102 176V174H103V172ZM160 171V172H159ZM241 171V172H240ZM19 172V173H18ZM76 172V173H75ZM89 172V173H88ZM167 172V171H166ZM73 173H75V175L73 174ZM147 173V174H146ZM157 173H160V174H157ZM1 174V173H0ZM27 174V173H26ZM62 174H64V176L66 177V175H67V177L65 178V177H63L62 176ZM72 174H73V176H75V178H76V180L74 179V180H72L73 179V177H72V179H70L71 178V176H72ZM100 174H101V176H100ZM143 174H144V176L145 177H147L148 179H146V180H150V181H146V183H144V176H143ZM229 174V175H230ZM18 175V176H17ZM47 175V176H46ZM90 175V176H89ZM124 177H123V176ZM135 175H136V177L138 178H136L135 177ZM163 175V176H162ZM228 175V176H229ZM232 175L231 176H229V177H227V178H229V180H230V178L232 177ZM24 176V177H23ZM142 176V177H141ZM224 176V175H223ZM99 177V178H98ZM161 177V178H160ZM232 177V178H233ZM246 177H248V175H246ZM101 178H102V180H101ZM126 178V180H124ZM222 178H224V177H222ZM224 178V179H225ZM11 179V180H12ZM83 179H85V180H83ZM86 179H88L87 181L88 182H86ZM98 179V180H97ZM137 179V180H136ZM240 179V180H239ZM10 180V181H11ZM19 180H22V181H19ZM58 180H59V182H58ZM62 180H65V181H62ZM66 180H67V183H66ZM70 180H72V181H70ZM95 180V181H94ZM115 182H114V181ZM139 180V181H138ZM155 180V181H154ZM16 181V182H15ZM26 181V182H27ZM70 181V182H69ZM100 181H102V182H100ZM112 181V182H111ZM118 181V182H117ZM121 181V182H120ZM122 181H123V183H122ZM125 181H127V182H125ZM232 181V180H231ZM49 184H48V183ZM61 182V183H60ZM69 182V183H68ZM98 182H100L99 184H98ZM106 182V183H105ZM159 182H160V184H159ZM232 182H234V181H232ZM10 185V187L11 188H9V189H7V185L8 184ZM58 185H57V184ZM127 183V184H126ZM143 183H144V185H143ZM148 183L150 184V185H148ZM155 183V184H154ZM241 184V185H243V187L242 186H240L239 185V187H238V185L237 184ZM11 184H13V186L11 185ZM84 184V185H83ZM98 184V185H97ZM101 184V185H100ZM156 184H157V187H158V189H157V187H156ZM159 184V185H158ZM1 185V184H0ZM8 185V186H9ZM57 185V186H56ZM62 185V184H61ZM89 185H91V186H89ZM100 185V186H99ZM103 185V186H102ZM104 185H107V187H108V189H107V187L105 188L104 187ZM147 185V186H146ZM160 185H163L162 187H159ZM28 186V185H27ZM26 186V187H27ZM56 186V187H55ZM139 186V187H138ZM233 186H234V188H233ZM236 186L238 187L237 189H236ZM6 188V190L5 189H3V188ZM95 187V188H94ZM100 187V188H99ZM105 189H104V188ZM152 187V188H151ZM22 188V189H21ZM60 188V187H59ZM59 188H57L58 190H59ZM91 188H93V189H91ZM99 189L98 191L96 190V189ZM134 188V189H133ZM140 190H139V189ZM147 188V189H148ZM160 188H162V189H160ZM166 188V189H165ZM28 189H31L30 187L28 188ZM75 189V190H74ZM87 189V190H86ZM107 189V190H106ZM117 189V190H116ZM235 189H236V191H235ZM241 189H240V191H241ZM39 190V189H38ZM89 190H90V194H88V192H89ZM92 190V191H91ZM96 190V191H95ZM102 190H103V192H105V190H106V193H103L102 192ZM139 190V191H138ZM12 191H13V193H12ZM21 191H22V193H21ZM32 191V192H31ZM70 191V192H71ZM94 191V192H93ZM109 191H110V193H109ZM163 191V192H162ZM166 191H169V192H166ZM95 193V194H93V193ZM116 192V193H115ZM118 192V193H117ZM147 192V191H146ZM4 193V194H3ZM26 193V194H25ZM54 193V194H53ZM104 195H103V194ZM107 193H109V194H107ZM113 193H115L114 195H113ZM121 193V194H120ZM148 193V192H147ZM160 195H159V194ZM238 193H240V192H238ZM83 194H85V195H83ZM105 194H106V196H105ZM153 194V193H152ZM93 197H92V196ZM103 195V196H102ZM166 195V194H165ZM172 197V194H168V196L167 197H169L167 200V204H166V206H167V210H168V212L170 213L171 212V210H172V205H171V201L172 202H174V199L175 198H171L170 199V196ZM87 196V197H86ZM90 196V197H89ZM110 196V197H109ZM144 196V197H143ZM155 196V197H156ZM163 196V197H162ZM2 197H4L5 199L7 198V201L6 200H4V205H3V199H2ZM116 197V198H115ZM147 197H149V196H147ZM160 197V198H159ZM15 200V202H13L14 200ZM84 198H86V199H84ZM87 198H88V200H87ZM95 198V199H94ZM97 198H99V199H97ZM111 199H113L114 201H112ZM154 199V200H155ZM165 199V198H164ZM163 199V201H165ZM182 199V200H181ZM179 198V199H176V201H178V203H181V202H184V201H186L184 198ZM64 200V199H63ZM84 200H86V201H84ZM95 200V201H94ZM100 200V201H99ZM135 200V201H134ZM152 200V199H151ZM159 200V202H163V201H160ZM16 201L18 202V204L16 203ZM25 201V202H24ZM59 201V200H58ZM57 201V202H58ZM103 201V202H102ZM127 201H128V203H127ZM153 201V200H152ZM151 201V202H152ZM9 202H10V205H9ZM23 202V203H22ZM60 202V201H59ZM63 202V201H62ZM66 202V201H65ZM65 202H63V204L65 203ZM159 202H157V203H159ZM8 203V204H7ZM90 203H94L93 205L92 204H90ZM96 203V204H95ZM100 203L102 204V205H100ZM177 202H175L174 204H176ZM15 204V206L16 207H18V211L19 210H21V212L18 214V212H13V211H15V210H17V208L16 207H12V205H14ZM25 204V205H24ZM59 204H61V203H59ZM62 204V205H63ZM66 204H67V202H66ZM9 205V206H8ZM21 205V206H20ZM81 205H83V206H81ZM164 205H165V203H164ZM182 205L184 206V203H182ZM86 206V207H85ZM88 206V207H87ZM112 208H110V207ZM128 206H129V208H128ZM133 206V207H132ZM19 207H20V209H19ZM26 207V208H25ZM81 207H83V208H81ZM85 207V208H84ZM104 207V208H103ZM106 207H109L108 208V210H107V208ZM13 208H15V209H13ZM127 208V209H126ZM11 209V210H10ZM104 209V210H103ZM170 209V210H169ZM66 210V211H65ZM94 210V211H93ZM96 210V211H95ZM101 210H103V211H101ZM126 210V211H125ZM131 210V211H130ZM80 211V212H81ZM111 211H113V213L111 212ZM12 212V213H11ZM29 212V213H28ZM34 212H36V214H39L40 215V217H38V219H37V221H36V219L34 220V217H32L31 215H36ZM92 212H94V214H95V216H91V215H94ZM109 212H110V214H109ZM121 212V213H120ZM145 212V213H144ZM3 213V214H2ZM91 213V214H90ZM97 213V214H96ZM103 215H102V214ZM15 214V215H14ZM17 214V215H16ZM28 214V215H27ZM90 214V215H89ZM110 216H109V215ZM139 214V215H138ZM5 217H4V216ZM30 215V216H29ZM61 215V216H62ZM66 215V216H65ZM102 216V217H100V216ZM129 215H130V217H129ZM143 215V216H142ZM18 216H20L19 217V220L17 219V217ZM23 216H24V218H23ZM26 216V217H25ZM88 216V217H87ZM99 216V217H98ZM112 216V217H111ZM138 216V217H137ZM141 216H142V218H141ZM146 216H147V219H146ZM233 216H234V214H233ZM66 217V218H65ZM77 217V218H76ZM95 217V218H94ZM99 218V219H96V218ZM105 217V223L103 222H101L102 220H103V218ZM109 217V218H108ZM110 217H111V220H109L110 219ZM114 217V218H113ZM144 217H145V219H144ZM154 217H155V219H154ZM232 217V216H231ZM230 217V218H231ZM62 218H63V216H62ZM88 218L90 219L89 221H88ZM102 218V219H101ZM234 217H232L231 219L232 220H234L233 219ZM16 219H17V222H16ZM64 219H63V221H64ZM70 219H72V218H70ZM86 219H84V220H86ZM101 219V220H100ZM152 219V220H151ZM79 220H77V221H79ZM100 220V221H99ZM133 220V221H132ZM144 220V222H142ZM230 221L232 224L231 225H236L237 223H238V219H236V221L237 222H235L236 224H234L233 223V221ZM7 221V222H8ZM29 221V222H28ZM30 221H32V223L30 222ZM34 221V222H33ZM79 221V222H80ZM104 221V220H103ZM110 221V222H109ZM124 221V222H123ZM127 221V222H126ZM128 221H129V223H128ZM66 222H64L65 223V225H66ZM101 222V223H100ZM112 222V224H109V223H111ZM120 222H122V223H120ZM133 224H132V223ZM70 223H71V226H70ZM88 223H89V225H88ZM100 223V224H99ZM123 223H127L128 224V226H126L127 228H126V230H125V225L123 226ZM131 223V224H130ZM137 223V224H136ZM21 224V225H20ZM52 224V223H51ZM51 224H49L48 226H50ZM103 224V225H102ZM114 224V226L115 227H113L114 228V230L115 229H117V230H115L116 232H119V234L117 233V235H115L114 237H112V239H111V236H113L114 235V233H115V231L113 232L112 231V225ZM121 224V225H120ZM126 224V225H127ZM53 225H55V227H56V224H52V226H50V227H53V228H55ZM64 225V224H63ZM82 225H83V227H82ZM94 225V226H93ZM100 225H101V227H100ZM107 225L109 226L110 225V228H107ZM120 225V226H119ZM130 225H132V226H130ZM139 225V226H138ZM145 225V226H144ZM150 225V226H149ZM84 226H86L87 228H85ZM104 226H105V228H104ZM123 226V227H122ZM130 226V227H129ZM57 227L59 228V226L57 225ZM66 227H68L67 225L66 226H64V229L63 230H66ZM81 227L83 228V229H81ZM98 227H100V229L101 228H103V229H98ZM133 229H132V228ZM33 229H36V228H34V226L32 227ZM58 228H55V230L57 229L58 230ZM89 228V229H88ZM124 228V230L123 231H120V229L122 230ZM135 228V229H134ZM31 229V228H30ZM32 229V230H33ZM68 229V228H67ZM73 229H70V230H73ZM106 229H108L107 231H110V233L109 234H107L108 232L106 231ZM132 229V230H131ZM143 229V230H142ZM149 229V230H148ZM56 230V231H57ZM97 231L98 230V232H95V231ZM104 230V232L103 233H106V235L105 234H103L102 235V232L101 231H103ZM136 230H137V234H139V236L135 233L136 232ZM28 231H29V233H28ZM106 231V232H105ZM139 231H141V232H144V233H140ZM93 232H94V234H93ZM120 232H124V233H121L120 234ZM125 232H126V234H125ZM128 232V233H127ZM130 232V233H129ZM131 232H133V235L132 236H129V234H131ZM146 232V233H145ZM100 234L98 237H95L96 235H98V234ZM148 233V234H147ZM62 234H64L63 235V237L65 238L66 236H65V234H66V232L65 233H62ZM116 234V233H115ZM134 234H136L135 236H134ZM56 235H59V231H58V233L56 234ZM86 235V236H85ZM119 235V237H116V236H118ZM149 235V236H148ZM94 236V237H93ZM134 236V237H133ZM138 236V237H137ZM142 236V237H141ZM145 236H147V237H145ZM58 237V239H62V235L61 236H56V238ZM60 237V238H59ZM115 237L116 238H118V239H116V240H114L115 239ZM134 238V240H133V238ZM139 237H141L140 239H139ZM150 237H153L152 239L150 238ZM114 238V239H113ZM157 238V237H156ZM156 238H155V241H156ZM150 239V240H149ZM108 240V239H107ZM109 240V241H110ZM128 241V242H126V241ZM144 242H143V241ZM109 241H106L107 242V244H109L110 246H111V244H113V242L111 243H108ZM117 242V244L119 243L120 244V242ZM145 241H146V243H145ZM106 242H105V245L104 246H107L106 245ZM129 242H130V244H129ZM142 242V243H141ZM148 242V243H147ZM122 243V242H121ZM123 243L122 244H120V245H123ZM132 243V244H131ZM138 243H140L139 245H141V246H139V252H138V247H135V246H137L138 245ZM116 244V245H117ZM108 245V246H109ZM123 245V246H124ZM132 245H134V247H132ZM109 246V247H110ZM143 247H145V249H143ZM121 248H122V246H121ZM134 248H136L137 250H136V252L134 253V251H135V249ZM105 249H103V250H105ZM123 249V248H122ZM141 249H143V250H145V251H147V252H145L144 254H146V255H148V256H146V257H144L145 255L141 252ZM44 252V251H43ZM47 251H45L44 252V254L46 253ZM51 252H53V251H51ZM51 252L49 251L48 253H46V254H51ZM55 252V255L54 256H56L57 254V252L58 251H54ZM54 252L52 253V255L54 254ZM92 252H95V251H89V252H87L88 253V257H89V254L90 253H92ZM95 252V253H96ZM142 254H141V253ZM150 252V253H149ZM61 253H62V251H59V253H58V255H60L61 256ZM94 253V254H95ZM97 253H96V255H95V257L97 256ZM105 253V254H104ZM122 253V254H121ZM170 253V254H169ZM236 253V252H235ZM235 253H233V254H231L232 256L230 257L229 256V258L228 259H231V258H233V257H235V256H233ZM46 254L44 255V256H41V258L42 259H44L43 260V262L45 263H50L51 261H53L54 262V264H56L55 262V260H56V257H55V260H53L54 258V256H52V260L50 261L49 260V258L51 257L50 256V254L48 255V256H50V257H47L46 256ZM63 254V253H62ZM85 254H86V252H85ZM103 254V255H102ZM117 254H119V256L117 255ZM138 254H140V255H138ZM212 254H213V251H212ZM64 255H67V254H64ZM69 255V254H68ZM114 255H116V256H114ZM153 255V256H152ZM167 255V256H168ZM71 256V255H70ZM73 256V255H72ZM72 256H71V258H72ZM80 256H82V255H80ZM107 256V257H108ZM47 257V258H46ZM69 257V256H68ZM83 257H85V258H87L86 256H82V258H79V256L78 257H75V256H73V258H79L78 260H76V263H77V261H79V263H81V261H83ZM114 257H116V258H114ZM124 257V258H123ZM127 257L129 258V259H127ZM144 257V258H143ZM70 258V257H69ZM69 258H65V259H63V258H61L60 257V261L58 260L59 258H57V260H58V262H61V260L63 261V263L64 262H70V260H71V258L69 259ZM72 258V259H73ZM90 258H91V264H92V258H94V255H93V253H92V256H90ZM98 258H100V259H98ZM121 258V259H120ZM156 258V259H155ZM167 258V259H166ZM41 259V260H42ZM68 259H69V261H68ZM75 259H73V260H75ZM116 261H114V260ZM118 259H120V261H118ZM125 259V260H124ZM39 260H40V258H39ZM38 260V261H39ZM47 260H49V262L47 261ZM65 260H67V261H65ZM88 259H84V261L83 262H85V261H87ZM106 260V258L104 259V261ZM109 260H106V261H109ZM112 260L114 261V262H112ZM122 260V261H121ZM124 260V261H123ZM132 260H133V262H132ZM154 260V261H153ZM166 260H168V263L166 262ZM173 260L175 261V262H173ZM225 259H222L221 260V262H226L227 261V259H226V261H224ZM109 261V262H110ZM165 261V262H164ZM57 262V263H58ZM89 262V263H90ZM134 262V264H137V263H135ZM39 263H41V261L39 262ZM45 263V264H46ZM72 264L74 263V264H76L75 263V261H73V262H71ZM78 263V264H79ZM87 263V262H86ZM86 263H82V264H86ZM0 264H16V263H14L13 261H12V258H11V256H8V255H6L5 254V252L4 251H0ZM42 264V263H41ZM50 264H53V263H50ZM59 264V263H58ZM60 264H62V263H60ZM122 264V263H121ZM124 264H127V263H124Z\"/></svg>",
    "mask_w": 264,
    "mask_h": 264
},
{
    "label": "bare ground",
    "instance_id": "6f19581e",
    "mask_svg": "<svg viewBox=\"0 0 264 264\" xmlns=\"http://www.w3.org/2000/svg\"><path fill=\"white\" fill-rule=\"evenodd\" d=\"M18 1V0H17ZM45 1V0H44ZM47 1V0H46ZM60 1V0H59ZM66 1H68V0H66ZM74 1V0H73ZM77 1V3H75ZM74 3H75V6L77 7V9L78 8H80V6L78 7L76 4H79L78 2H80V3H87L88 1H90V2H92V3H89L88 2V5H84V6H88V8H87V13L85 14V13H83V14H85L84 16L83 15H79V18H81V21H82V23L80 22V21H72L73 23H77L78 25L79 24H84V26H81L80 28H79V30H78V27H77V31H81L82 30V27H87V29L89 28V31H90V33H91V31H92V29H93V27H97L98 28V25L99 24H101L100 22H102L103 20H104V18L102 19V21H101V15L100 14H102L101 13V9H99V5L97 6L96 4V2L94 3V0L92 1V0H76ZM110 1H112V0H106V2L107 3H109V6H111L112 7V4H113V2H110ZM175 1V0H174ZM173 1V2H174ZM182 1L183 0H181V3H182ZM187 0H185V2H186ZM194 1L195 0H191L190 1V3H189V5L191 6V5H193V6H191V8L194 10V6H196V5H194L193 3H194ZM201 3L202 2H204L203 3V7H204V5H206L207 6V4H208V2H206V1H208V0H203V1H201V0H199ZM212 2V0H209V2ZM214 1V0H213ZM223 1V0H222ZM222 1H220V4H221V2ZM231 2H233L234 1V3H235V0H230ZM229 1V2H230ZM238 0H236V2H237ZM255 0H241V2H240V0H239V4H235V5H232V8L233 9H236L237 10V8H242V10H243V7L245 8V9H247V11H248V9L249 8H254V10H256V6H253V4L255 5V3H259V1H256V2H254ZM8 2V1H7ZM39 2V1H38ZM58 2V1H57ZM61 2H62V0H61ZM60 2V3H61ZM175 2H177V1H175ZM174 2V3H175ZM180 2V0H178V3ZM184 2V1H183ZM215 2V1H214ZM225 2V0L222 2V3H224ZM226 2H228L227 0H226ZM225 2V3H226ZM228 2V5L230 4ZM19 3V2H18ZM51 3V2H50ZM59 3V2H58ZM64 3V2H63ZM117 3V2H116ZM186 3H188V2H186ZM197 3H198V1H197ZM197 3H195V4H197ZM207 3V4H206ZM69 4V3H68ZM72 4V3H71ZM89 4H91L90 5V7H89ZM93 4V5H92ZM128 4V3H127ZM126 4V5H127ZM199 4V3H198ZM215 4H217V3H215ZM215 4H213V5H215ZM256 4V5H257ZM63 5H65V3L63 4ZM95 5V9L96 10H94V8L92 7L91 8V6H94ZM116 5V4H115ZM131 5V4H130ZM129 5V6H130ZM148 5V4H147ZM173 6L175 5V4H172ZM227 5V6H228ZM240 5H243V6H240ZM259 5L260 6H262V5H264V3L263 2H261V4L259 3ZM258 5V6H259ZM25 6V5H24ZM65 6H67V8H65V10L66 9H69V7H68V5L66 4ZM178 6V4L176 5V7ZM180 7L182 6L181 4L179 5ZM216 6H218V5H216ZM216 6H215V8H216ZM257 6V8L259 9H261V7H258ZM27 7V6H26ZM43 7V6H42ZM47 7V6H46ZM63 7V6H62ZM76 7L74 8V6L73 5H71V9L70 10H72V8H74V10H77L76 9ZM101 7V6H100ZM106 7V6H105ZM131 7V6H130ZM199 7H201L200 5H199ZM198 7V8H199ZM214 7V6H213ZM219 7H220V5H219ZM222 7V6H221ZM229 7V6H228ZM64 8V7H63ZM178 8V7H177ZM183 8V7H182ZM205 8V7H204ZM223 8V7H222ZM230 8V7H229ZM25 9H28V8H25ZM53 9V8H52ZM62 9V8H61ZM83 10V9H85L83 6H82V8H80V9H78L79 11H77V13H79L80 12V10ZM144 9V8H143ZM148 9V8H147ZM202 9V8H201ZM224 9H225V6H224ZM223 9V10H224ZM227 9V8H226ZM258 9H257V11H254V10H252V12L249 10L248 12L249 13H245L244 15H248V16H246V17H237L236 19L234 18H232V16H229L230 14L229 13H227L226 12V10L225 11H222V9L221 8H219L218 9V7H217V9L215 10V12L217 11V13L215 14V12L214 13H212V15L211 16H213L212 17V19L210 20V29H212L213 30V28H211V27H214V25H215V23H217L216 21H219L217 18H219L220 17V15L224 12H226V14H228V16H226V19L227 18H232V21L234 22V24H232V26L231 27H234V26H236V23H238L239 25H237L238 26V28L240 27V29L242 28L243 29V31L245 30V32H240L239 30L240 29H237L236 27V29L235 28H231V30L233 31V32H231V30H230V28H229V26H227L226 24L224 25V24H221L222 25V29H224V33H225V36H223V41H225L226 39V43L224 44L225 46H223L224 48L225 47H228V49H227V51L226 52H228V50H230V49H232L230 52L232 53V51H233V48H232V45L233 46H237L236 45V43H235V41L236 42H239L240 43V45L238 44V47H241V49H243L244 47H243V45L246 47V51H244V53L246 54L247 53V57H248V54L249 53H251V54H253L255 57L256 56H258V55H264V13L260 10L259 12H258ZM262 9H263V6H262ZM23 10V9H22ZM34 10V9H33ZM51 10V9H50ZM65 10H63L62 9V12H67L68 11V13H66L67 15L68 14H70V17L72 16V18H73V16H75L76 18H75V20L78 18L75 14H73L72 12H70L69 13V10H67V11H65ZM206 10H208V9H206ZM214 10V9H213ZM222 12H221V11ZM229 10V9H228ZM227 10V11H228ZM241 10V11H242ZM98 11L100 12V13H98ZM164 11V10H163ZM211 11H212V9H211ZM231 11V10H230ZM237 11H239V10H237ZM237 11H236V13H237ZM246 11V12H247ZM74 12V11H73ZM76 12V11H75ZM82 12V11H81ZM133 12V11H132ZM148 13H149V11H147ZM154 12V11H153ZM153 12H152V14H153ZM156 12V11H155ZM185 12V11H184ZM188 12V11H187ZM206 12V11H205ZM229 12V11H228ZM250 12H251V14H250ZM25 13V12H24ZM157 13V12H156ZM165 13V12H164ZM180 13H182L183 14V12H180ZM223 13V14H224ZM231 14H232V12H230ZM236 13H235V15H236ZM242 13H243V11H242ZM241 12L238 14V15H240V14H242ZM18 14V13H17ZM20 14V13H19ZM45 14V13H44ZM65 14V16H64V18L66 17H68V19H69V15L67 16ZM126 14H129V13H126ZM137 14H138V12H137ZM185 14V13H184ZM189 13H187V15H188ZM200 14V13H199ZM213 14H215V15H213ZM221 15V16H223V18L222 19H224L225 18V16L224 15ZM78 15V14H77ZM111 15V14H110ZM131 15V14H130ZM129 15V16H130ZM134 15V14H133ZM149 15H151V14H149ZM149 15H146V17L147 16H149ZM234 15V16H235ZM238 15H236V16H238ZM243 15V16H244ZM25 16V15H24ZM31 16V15H30ZM107 16H109V14H107L106 15V17ZM142 16V15H141ZM154 17H155V15H153ZM159 15H157V17H158ZM164 16V18H165V15H163ZM184 16V15H183ZM186 16V15H185ZM199 16H201V14L199 15ZM216 16H218L217 18H216ZM233 16V17H234ZM235 16V17H236ZM22 17V16H21ZM26 17V16H25ZM25 17H23L24 19H25ZM151 17V16H150ZM150 17H148V18H150ZM193 17V16H192ZM208 17H210V16H208ZM22 18V19H23ZM33 18V17H32ZM51 18V17H50ZM54 19H55V17H53ZM108 18V17H107ZM143 18V17H142ZM161 19L163 18L162 16L160 17ZM244 18H247V21H249V22H246L245 21V19ZM61 19H62V17H61ZM61 19H59L60 21H61ZM100 19V20H99ZM151 19V18H150ZM155 19H157L156 17L154 18V20ZM182 19V18H181ZM185 19V18H184ZM187 19V18H186ZM185 19V21H190V20H188V19H190V18H188L187 20ZM198 19V18H197ZM203 19V18H202ZM207 19H209V18H207ZM216 19V20H215ZM221 19V20H222ZM225 19V20H226ZM249 19V20H248ZM56 20V19H55ZM206 20V19H205ZM204 20V21H205ZM240 20V21H239ZM30 21V20H29ZM37 21V20H36ZM39 21V20H38ZM53 21V20H52ZM67 21V20H66ZM99 21V22H98ZM106 20H104V23H106L105 22ZM192 21V20H191ZM194 21V20H193ZM197 21V20H196ZM195 21V22H196ZM202 21V20H201ZM211 21H213V22H211ZM215 21V22H214ZM229 21V20H228ZM243 21L245 22V23H243ZM32 22V21H31ZM41 22H43V21H41ZM56 22L57 23H55V24H59V22L56 20ZM71 22V25H69L68 23V25L69 26H71V28H72V25H74L73 23ZM159 22H163V21H159ZM195 22H193V23H195ZM200 22V21H199ZM220 22V21H219ZM218 22V23H219ZM227 22V21H226ZM230 22V21H229ZM25 23V22H24ZM65 23V22H64ZM103 23V22H102ZM103 23V24H104ZM187 23L188 22H186V25H187ZM192 23V22H191ZM206 23V22H205ZM217 23V24H218ZM241 23V24H240ZM246 23H247V25H249L248 26V28L250 27L252 30H250V29H248V28H243V26H245L246 25ZM250 23V24H249ZM27 24V23H26ZM30 24V23H29ZM37 24H38V22H37ZM53 24V23H52ZM102 24V25H103ZM162 24V23H161ZM228 25H229V23H227ZM244 24V25H243ZM35 25V24H34ZM46 25V24H45ZM54 25V24H53ZM65 25H66V23H65ZM157 25H159V24H157ZM176 25H178V23L176 22ZM186 25H185V27H186ZM206 25H207V23H206ZM247 25H246V27H247ZM22 26V25H21ZM24 26H25V24H24ZM31 26H33V25H31ZM37 26V25H36ZM40 27H42L41 25H39ZM56 26V25H55ZM54 26V27H55ZM60 26H62V22H61V25ZM138 26V28H142V29H144V27H143V25H137ZM217 26V25H216ZM215 26V28H217ZM30 27V26H29ZM63 27V26H62ZM61 27V28H62ZM65 27V26H64ZM92 27V28H91ZM157 27V26H156ZM178 27H180V26H178ZM191 26L189 25V28H190ZM23 28H25V27H23ZM27 28V27H26ZM25 28V29H26ZM31 28V27H30ZM34 28H35V26H34ZM68 28V27H67ZM66 28V29H67ZM75 28V27H74ZM74 28H72L73 29V31L75 30ZM97 28H95L96 29V31H93V32H97ZM134 28L135 27H133V32L135 33L137 30H134ZM137 28V27H136ZM137 28V29H138ZM24 29V30H25ZM29 29V28H28ZM47 29V28H46ZM56 29V28H55ZM58 29H59V27H58ZM66 29H64L63 28V30H66ZM69 29V28H68ZM67 29V30H68ZM111 29V28H110ZM123 29H125V28H123ZM209 29V28H208ZM234 29V30H233ZM241 29V30H242ZM253 31V33H255L256 35H257V37L256 36H254V37H256L259 41H260V44H258L259 42L258 41H256L255 42V40H254V37H252V36H248V37H251V38H253V39H251V38H248L247 36H246V34L244 35V33H246V31H247V35H249L250 33H249V31ZM33 30V29H32ZM62 30V29H61ZM126 30V29H125ZM145 30V29H144ZM217 31H218V33H219V27H218V29H216ZM230 30V31H229ZM238 30V31H237ZM100 32H101V30H99ZM197 32H198V29L196 30ZM214 32H215V29L213 30ZM234 31H236L235 33H237V34H240L239 36H241V37H243V35H244V39H246V40H244L243 38H240V37H238L240 40H236V39H238V38H236L235 39V41L233 42L232 41V39H234L236 36H238L237 34L235 35V37L234 38H232V37H230L231 35L230 34H228L227 32H231V33H233L232 35L234 36ZM54 32H57V31H54ZM65 32H67V31H65ZM93 32L91 33L92 35H93ZM126 32V31H125ZM128 32V31H127ZM132 32V33H133ZM214 32L211 34V35H214ZM258 32H260V33H258ZM10 33V32H9ZM41 33V32H40ZM51 33V32H50ZM68 33H70V32H68ZM68 33H64L65 35H66V37H67V35H68ZM81 33H82V31H81ZM105 33V32H104ZM130 33V32H129ZM128 33V34H129ZM137 33V32H136ZM217 33V34H218ZM262 33V35H259V34H261ZM36 34H38V31H37V33ZM42 34V33H41ZM70 34H73V32H71ZM99 34V33H98ZM106 34V33H105ZM131 34V33H130ZM139 35H140V33H138ZM209 34H210V31H209ZM3 35V34H2ZM40 35V34H39ZM50 34H48V36H49ZM51 35H52V33H51ZM74 35V34H73ZM82 35V34H81ZM220 35V36H219ZM219 35H217V37L219 36V37H222V35H223V33L221 34V32L219 33ZM251 35V34H250ZM252 35H254V34H252ZM38 36V35H37ZM41 36H43V35H41ZM44 36H46L47 37V35L45 34ZM53 36V35H52ZM70 36L71 35H69V38H70ZM75 36V35H74ZM73 36V37H74ZM94 36H95V34H94ZM94 36L91 38V37H88L89 38V40H94V41H92V43L90 44L89 43V41L87 40V38L85 39V41L87 42L88 41V43H89V45H90V47L91 48H93V45H94V43H95V39H94ZM110 36V35H109ZM127 36H129V35H127ZM136 36V35H135ZM138 36V35H137ZM205 36V35H204ZM216 36V35H215ZM227 36H228V38H227ZM50 37V36H49ZM55 37V36H54ZM98 37V36H97ZM103 37H105V36H102V37H98V38H103ZM111 37V36H110ZM134 37V36H133ZM139 37V36H138ZM138 37H137V39H138ZM143 37V36H142ZM203 37V36H202ZM2 38L3 37H1V40H2ZM5 38V37H4ZM44 38V37H43ZM51 38V37H50ZM49 38V39H50ZM59 38V37H58ZM75 38V37H74ZM84 38V37H83ZM125 38V37H124ZM128 38L129 37H127V40H128ZM139 38H141V35H140V37ZM224 38H226V39H224ZM230 38H232V39H230ZM255 38V39H256ZM42 39V38H41ZM47 39V38H46ZM70 39H72V36H71V38ZM70 39H68L69 41H70ZM113 39H115V38H113ZM130 39V38H129ZM143 38H141L140 39V41L142 40ZM206 39V38H205ZM216 39V38H215ZM222 39H220L219 41H221ZM248 39V40H247ZM251 39V40H250ZM10 40V39H9ZM51 40V39H50ZM66 41H67V39H65ZM103 40H105V39H103ZM112 40V39H111ZM119 39H117V41H118ZM126 39L124 40V42L125 41H127ZM136 40V39H135ZM243 42H242V41ZM254 40V41H253ZM33 41H35V40H33ZM32 41V42H33ZM44 41H46V40H44ZM55 40H53V42H54ZM58 41V40H57ZM56 41V42H57ZM68 41V42H69ZM85 41H84V43H85ZM101 41V40H100ZM99 41V44L100 43H103V42H100ZM115 41V40H114ZM130 41V40H129ZM139 41V40H138ZM137 41V42H138ZM139 41V42H140ZM228 41V42H227ZM230 41V42H229ZM231 41H232V45H231ZM241 41V42H240ZM251 41V43L249 44V42ZM252 41H253V44H252ZM51 42V41H50ZM67 42V43H68ZM73 42V41H72ZM76 42V40L74 41V43ZM94 42V43H93ZM97 42H98V40H97ZM97 42L95 43V45L97 44ZM109 42V41H108ZM108 42H106V40H105V43H103L104 45H105V48H107V49H104V47H103V44H102V46H101V49L103 48L104 50L103 51H109V49H113V48H110V47H107L108 45H111L113 42L111 41V43H108ZM123 42V41H122ZM121 42V43H122ZM132 42H134V41H132ZM136 42V41H135ZM134 42V43H135ZM136 42V43H137ZM256 44H255V43ZM8 43V42H7ZM35 43V42H34ZM39 43V42H38ZM48 43V42H47ZM58 43H60V42H58ZM57 43V44H58ZM87 43V44H88ZM118 43V42H117ZM127 43V42H126ZM129 44H133V43H130V42H128ZM127 43V44H128ZM136 43H135V45H133V46H136ZM235 45H234V44ZM243 45H242V44ZM40 44V43H39ZM39 44H37L38 46H39ZM50 44L51 43H49V44H46L47 46H49L50 47ZM86 44V43H85ZM108 44V45H107ZM114 44V43H113ZM112 44V45H113ZM120 44V43H119ZM123 44V43H122ZM125 44V43H124ZM127 44H125V45H127ZM230 44V45H229ZM251 44H252V46H251ZM16 45V44H15ZM14 45V46H15ZM24 45V44H23ZM36 45V44H35ZM42 45V44H41ZM40 45V49L42 50L45 46L44 45H42L41 46ZM59 45V44H58ZM58 45L56 46V47H58ZM72 45V44H71ZM94 45V47L95 48H97L98 49V47H100V45L98 46V47H96ZM115 45V44H114ZM221 45H223L222 43H221ZM227 45V46H226ZM231 47L230 49H229V46ZM37 46V47H38ZM47 46L45 47L46 48V50H47ZM53 46V45H52ZM51 46V50H54L55 49V47H54V49H52L53 47ZM65 46V45H64ZM116 46V45H115ZM117 46H120V45H118L117 44ZM116 46V47H117ZM128 47L130 46V45H127ZM132 46V47H133ZM220 46V45H219ZM251 46V47H250ZM1 47V46H0ZM3 47V46H2ZM9 47V46H8ZM20 47V46H19ZM37 47H36V49H37ZM42 47V48H41ZM80 47V46H79ZM121 47V46H120ZM127 47V48H128ZM222 47V48H223ZM45 48L43 49V50H45ZM122 48V47H121ZM137 48V47H136ZM15 49V48H14ZM63 49H65V48H63ZM66 49H68L67 47H66ZM76 49H78L77 47H76ZM79 49H81V48H79ZM78 49V50H79ZM100 49V48H99ZM100 49V50H101ZM116 49V48H115ZM115 49H113V50H115ZM122 49H124V48H122ZM130 49H132V48H130ZM130 49H127V50H129L128 51V53L126 54V56L128 55L129 56V58H130ZM138 49V48H137ZM235 49H236V47H235ZM234 49V50H235ZM11 50V49H10ZM26 50V49H25ZM30 50V49H29ZM35 50V49H34ZM39 50V49H38ZM51 50H48V51H51ZM92 50H96V49H92ZM96 50L97 51V53H95L94 51H92L94 54L92 55L94 58H93V62L94 63H96V62H98V64H101L102 62L101 61H99V59H98V57H99V53H100V59H101V57L103 56H106L107 54H108V57H109V54H110V57L111 56H113L112 58L113 59H111L112 60V64H113V60H114V62L116 61V64L115 65H118L119 66V64H120V66L121 67H118V66H116L115 68H114V71L115 72H113V74L112 73H110L111 72V68L110 69H108V67L110 66H108V64L107 63H109V61H104L103 62V66H105L104 67V69H105V73H104V70H103V68H102V71H101V73H103L104 74V78L107 76L106 75V72H109V73H107L109 76H111V74H112V76L111 77H109V76H107V79H108V77H109V79L111 78V80L113 81L114 80V78L112 79V77L114 76V73H118L119 72V70L120 69H122V70H124L123 72H122V70H120L122 73H118V74H120V76L122 75V74H124V79L122 80V81H126V82H128V83H130L131 81V78L133 77L134 78V76H132L131 74V72H129L130 70V68H126L125 67V69H123L124 68V66H126V64L127 65H129L130 64V62L128 63V61H131V60H128V61H126L125 62V60H123L124 58H126V60H127V57H120V59L117 57V58H115L116 56L115 55H117L118 56V54L115 52V53H112V55H111V52H113V50L110 52L109 51V53H107L106 51H105V55H103V51L101 50ZM118 50V49H117ZM117 50H115V51H117ZM125 51L123 52L122 50V53L123 54H125V52H127V50H126V48L124 49ZM146 51H147V49H145ZM224 50H226V49H224ZM237 50V49H236ZM244 50V49H243ZM248 50H249V53H248ZM40 51V50H39ZM38 51V52H39ZM65 51V50H64ZM84 51H86L87 52V50H86V48H85V50ZM132 51V50H131ZM140 51V53H141V51L142 50H139ZM143 51H144V48H143ZM144 51V54H143V58H144V62L146 63V61H148V57L150 56V54H153V53H155V52H153V53H151L150 51ZM177 51V50H176ZM251 51V52H250ZM11 52H13V51H11ZM10 52V53H11ZM43 52V51H42ZM41 52V53H42ZM52 52V51H51ZM61 52V51H60ZM72 51H70V53H71ZM81 52L84 54L85 52H83L82 50H81ZM101 52H102V56H101ZM40 53V52H39ZM48 53V52H47ZM50 53V52H49ZM59 53V52H58ZM80 53V52H79ZM89 53V52H88ZM86 53L87 54V56L91 53ZM137 53V52H136ZM240 55H238V54ZM2 54V53H1ZM13 54V53H12ZM29 54V53H28ZM43 54H44V52H43ZM61 54H63L64 56H63V58H64V60H61V59H58V60H60V62H61V64H64L63 63V61L67 64L68 63V61H69V63H68V65H69V67H68V65L66 66L65 65V67L64 66H62L61 68L63 69L64 68V71L66 72V70L68 69V71H67V75H69V73L71 72V71H73V72H75L74 74L75 75H72L73 74V72H71L70 73V75H71V77H70V75H69V77L68 78H70V79H72V84H74V85H76L79 89H80V83L82 84L81 86H84V84H83V81L82 82H79V84H76V83H78V82H76L77 81V79H78V74L77 73H79L80 72V69H79V71L77 72V70H78V68H77V61H76V59H74V57H73V60H68L67 61V59H70L69 58V53H68V51H65L64 53H61ZM142 54V53H141ZM173 55H174V52L172 53ZM233 54H237L236 55V57H242V58H244V57H246V56H242V53L240 52H237V51H235V53H233ZM251 54H249V56L251 55ZM45 55V54H44ZM56 55H57V53H55L54 52V54H49L48 55V59L49 60H47L46 61V64H47V62H48V64L49 65H51V63H54V62H52V60H51V58H53L54 59V57H56ZM131 55L133 56V57H135V53L134 54H132L131 53ZM154 55H160V53L159 54H154ZM228 55V54H227ZM230 55V54H229ZM244 55V54H243ZM253 55H251V57H248L249 59H247V62H248V60H250V59H253L252 58V56ZM10 56V55H9ZM60 56V55H59ZM73 56H75V55H73ZM85 57H86V55H84ZM90 56V55H89ZM151 56H153V55H151ZM151 56H150V59H152L151 58ZM158 56H155V58H154V60L156 59V57H158ZM166 56H167V54H166ZM168 56H170V54L168 55ZM178 56V55H177ZM253 56V57H254ZM1 57V56H0ZM84 57V58H85ZM161 57V56H160ZM225 57V56H224ZM254 57V58H255ZM136 58V57H135ZM142 58V57H141ZM142 58V59H143ZM240 58H239V60L238 61H240ZM260 58V59H259ZM259 58L257 59V61H258V66L257 67H254V66H256V58H255V64L253 63V68L254 69H256L255 70V72L258 74V72H261L260 74H262V76L264 77V63H263V57H261V56H259ZM11 59H13V58H11ZM66 59V60H65ZM107 59H110V58H107ZM149 59V60H150ZM244 59H246V58H244ZM46 60V59H45ZM51 60V61H50ZM56 60V59H55ZM153 60V59H152ZM151 60V62L150 63H152V62H155V61H157V62H155L154 64L155 65H152L151 66V64L149 65V64H147V65H149V67L147 68V65L145 64V65H143V64H141V66L142 67H145L146 66V68L144 69V70H146V72L145 73H148V71H150V70H148L149 68H151V67H153V66H155L156 68H159L161 65H160V62H162L161 60H153L152 61ZM175 60V59H174ZM243 60V59H242ZM242 60H241V63H242ZM261 60H262V63H261ZM12 61V60H11ZM13 61H14V59H13ZM40 61V60H39ZM54 61V60H53ZM103 61V60H102ZM137 61V60H136ZM140 61H141V59H140ZM229 61V60H228ZM238 61H236L235 60V62H237L238 64H239V62ZM86 62V61H85ZM92 62V63H93ZM101 62V63H100ZM111 62V61H110ZM117 62H120L119 64L117 63ZM164 63H166L165 62V60L163 61ZM163 62H162V65H163ZM171 62V61H170ZM174 62V61H173ZM173 62H171L170 64H173ZM189 62V61H188ZM187 62V63H188ZM226 62V61H225ZM246 62V63H247ZM70 63H72V64H70ZM143 63V62H142ZM176 63V62H175ZM173 64V66H172V70H171V66L169 67L170 69L169 70H167V68H166V71H168V73L167 72H165V70H164V68H162V70H163V72H165V74L167 73L168 74V76L169 77H167V79L168 80H170L171 78L170 77H172V75H174L175 76V74L177 73H175V74H173L174 73V69H176V68H174V66L176 67L177 66V64ZM180 63V62H179ZM191 63V62H190ZM193 63V62H192ZM236 63V64H237ZM245 63V62H244ZM251 63V64H252ZM260 63L263 65H261V66H259L260 65ZM90 64V63H89ZM125 64V65H124ZM140 64V63H139ZM185 64V63H184ZM235 64V65H236ZM237 64V65H238ZM250 64V66H252ZM41 65V64H40ZM48 65V66H49ZM70 65L73 67H70ZM97 65V64H96ZM107 65V66H106ZM131 65H132V63H131ZM187 65V64H186ZM240 65V64H239ZM242 65V64H241ZM245 65H247V64H245ZM27 66V65H26ZM52 66V65H51ZM78 66H79V64H78ZM101 66V65H100ZM151 66V67H150ZM166 66V65H165ZM168 66V65H167ZM185 66V65H184ZM28 67V66H27ZM26 67V68H27ZM53 67V66H52ZM52 67H50V68H52ZM56 67V66H55ZM89 67H90V65H89ZM99 67V66H98ZM106 67H107V69H106ZM113 67H114V65H113ZM112 67V68H113ZM123 67V68H122ZM129 67H130V65H129ZM140 68V70L141 69H143V68ZM163 67V66H162ZM178 67V66H177ZM201 67H203V66H201ZM238 67V66H237ZM49 68V67H48ZM67 68V69H66ZM88 68V67H87ZM100 68V67H99ZM154 68V67H153ZM155 68V69H156ZM183 67L181 66V69H182ZM200 68V67H199ZM247 68H248V66H247ZM253 68H250L249 67V70H253L254 71V69ZM260 68H262V70L260 69ZM55 69V68H54ZM61 69V70H62ZM66 69V70H65ZM117 69H119V70H117ZM152 69V68H151ZM160 69H161V67H160ZM159 69V70H160ZM178 70H179V68H177ZM176 69V70H177ZM90 70V69H89ZM92 70V69H91ZM107 70V71H106ZM109 70V71H108ZM127 70H128V73H131V74H126L125 72H127ZM144 70H141L142 72L144 71ZM177 70V71H178ZM183 70V74H185L184 73V70H185V68L184 69H182ZM189 70V69H188ZM187 70V71H188ZM241 70H242V67H241ZM248 70V69H247ZM248 70V71H249ZM260 70V71H259ZM27 71V70H26ZM26 71H24V72H26ZM116 71H118V72H116ZM140 71V72H141ZM152 71H153V69H152ZM156 71V70H155ZM157 71H158V69H157ZM247 71V72H248ZM253 71L249 74L250 76L252 75H256V73L254 72L253 73ZM64 72V73H65ZM77 72V73H76ZM138 72H139V70H138ZM161 72V71H160ZM181 72V74H182V71H180ZM180 72H178V73H180ZM246 72V71H245ZM55 73V72H54ZM93 73H94V71H93ZM137 73V72H136ZM176 74V76H178V75H181V74ZM66 74V73H65ZM65 74H63L65 77H67V75H65ZM77 74V75H76ZM117 74V75H118ZM157 74V73H156ZM159 74V73H158ZM186 74H187V72H186ZM184 75L185 77L187 76V75ZM90 75V74H89ZM93 75V74H92ZM106 75V76H105ZM144 75V74H143ZM160 75V74H159ZM162 75V74H161ZM188 75H190L191 76V74H189L188 73ZM194 75H196V74H194ZM247 75V74H246ZM245 75V76H246ZM60 76V75H59ZM73 76V77H72ZM74 76H76L75 78H74ZM120 76H118V77H120ZM130 76V77H129ZM145 76V75H144ZM146 76H147V79L148 80H150L151 82H153L152 81V79L154 80V78H155V76L152 78V76H153V74L150 72V74H146ZM240 77H241V75H239ZM250 76H248V77H250ZM258 76H259V74H258ZM257 76V77H258ZM90 77H92V76H90ZM181 77H182V79H183V81H185L184 79H185V77H183L182 75H181ZM192 77H193V75H192ZM203 77V76H202ZM231 77V76H230ZM233 77L234 76H232V79H233ZM237 77V76H236ZM242 77H244L243 75H242ZM247 77V78H248ZM259 77H261V76H259ZM258 77V78H259ZM64 78V77H63ZM67 78V79H68ZM75 80H74V79ZM80 78H82L81 77V74H80ZM116 78V77H115ZM157 78H158V76H157ZM161 78V80L160 81H158V82H156V80H154L157 84H154V86H156V88H154L153 89V87H152V85H150L151 86V88H152V90L153 91H146V93H144V95H142V97H145V96H149L150 97V100L152 101V103L153 104H155V103H157L158 101L160 102V100H161V97L162 96H165V98H166V100L164 101V97L162 98V100H161V103H162V101H164V103L166 102V103H168L169 105H170V108H168V109H170V110H172V111H175L174 112V114L171 116L172 117V119H173V121L174 122H176L177 124H181V125H179L180 127H178V125H176V127H175V125L174 126H172V127H175L174 128V130H175V132H176V134L178 133L179 134V136H177V138H175L174 137V135H173V133L171 132V130H170V132H169V130H167V131H164L163 130V132L161 131V128H160V131H158L160 134H158L156 137H157V140H158V142H160V143H162V146H165L166 148L164 149V152H165V150H166V152H165V155L163 154V152H162V154H161V152H159L160 153V155H163L164 156V160H163V163H161L160 165V171L162 172L161 174H166L167 175V180H166V182H164L163 180H165V177L163 176L162 177V180L160 179V182H161V184H168V187H167V190H170V191H172V192H170V193H168V194H172V197L170 196V199L171 198H175L174 199V202H172L171 201V205H172V210H171V212L169 213L168 212V210H167V206H166V204H167V199L169 198V197H167L168 196V194L167 193H164V197H163V199L165 200V201H163V199L162 200H160V199H155V198H158L156 195H154V192L152 191V189L150 190V184L148 183V185H150L149 186V188L147 189L146 187H145V190L143 189L142 190V193H143V195L146 197V199H148V201H149V199H150V202L149 203H151L150 204V210H146V213L148 212H152L153 213V211H154V213L156 214V216L154 215V213L152 214V215H154L155 217H156V219H155V217H154V221H153V223L151 222V226H152V228L150 229V231H149V234H153L152 236H154V238L153 237H150L151 239L153 238V242H155V243H152V245H151V242H152V240H150L151 242L149 243V246H146V245H142V246H145L146 248H147V251H153V252H156L157 250H156V248L159 246V247H161L162 249H163V251H165L164 252V254H166L168 251H172L173 252V254L175 253V252H177V251H180V255H179V259H177L176 257H178V256H176L177 255V253H175L174 254V258H176L177 259V261H178V263L177 264H264V131H262V129H260L259 131H257V129L256 128H258L259 129V126H263L264 127V97L262 96V95H264V85H263V82H264V78H261V80L263 79V81L261 82V80L259 81L257 78H255L254 76H253V78L254 79H256V81H254V79L252 80V81H254L255 83H257L256 85H255V89L257 90L258 89V91H255L254 89H253V87H252V91H255L256 93H257V95L256 94H253L252 93V91H251V89L249 88L250 86H248L249 84L250 85H254V83L252 84V82H249L248 83V79H247V81H246V79L244 78V80H245V82H246V84H248V85H246V84H244V86L246 85V87H248V89L245 87V89H246V91L247 90H249V92H251V97L249 96V98L251 99V100H249L248 98H246V97H248V95H249V93H247V95H246V99H244V101L245 102H247L248 100L249 101H251L250 102V104L248 105L247 103H249V101L246 103L247 104V107H245V106H243V105H245V103L244 104H241L240 102H239V100H238V102L236 101L237 99H238V97H237V99L234 101V103L232 104V103H230V104H232V105H229V106H224V104H222V103H219L218 104V101L216 102V95H214L213 94V96H212V98L210 99V97L208 98L209 99V101L204 105V107L205 106H207L206 108H207V110H209V111H211V112H209V111H207L206 110V108H204L203 106H199V104L197 103V100L196 99H194L193 97L190 99H188L187 97H189V96H187L186 94H185V92H184V90H183V88L181 87V86H184V85H181V86H179L178 85V82L177 81H173L172 83H173V85L172 86H174V85H176L177 86V88H178V90H176L177 88H176V86H174L175 87V92H174V89H172V90H170L171 88H167V87H165L164 86V84L165 83H167V79L165 78V79H162V77H160ZM159 78V79H160ZM197 78V77H196ZM201 78V77H200ZM237 78H239V77H237ZM252 78V77H251ZM69 79V80H70ZM138 79V78H137ZM159 79H157V80H159ZM193 79V78H192ZM198 79V78H197ZM204 79V78H203ZM235 79V78H234ZM233 79V80H234ZM116 80V79H115ZM133 80V79H132ZM135 80H136V78H135ZM148 80H146L147 81V83H148ZM250 79H249V81H251ZM64 81V80H63ZM76 82V83H73V82ZM134 81V80H133ZM166 81V82H165ZM202 81V80H201ZM236 81V80H235ZM65 82V81H64ZM114 82V81H113ZM164 82V84H162ZM170 82V81H169ZM234 82V81H233ZM245 82H243V83H245ZM260 82V83H259ZM120 83V82H119ZM135 83H136V81H135ZM137 83H139V82H137ZM146 83V82H145ZM146 83V84H147ZM150 83V82H149ZM183 83V82H182ZM188 83V82H187ZM190 83V82H189ZM262 83V84H261ZM65 84V83H64ZM88 84V83H87ZM114 84V83H113ZM169 84V83H168ZM207 84H208V82H207ZM237 84H239V83H237ZM259 84V85H258ZM260 84L262 85V88H261V86H260ZM65 85H67V83L65 84ZM73 85V86H74ZM104 85V84H103ZM121 85H123L122 83H121ZM137 86H138V84H136ZM141 86H144L145 84H140ZM147 85H149V84H147ZM191 85H192V83H191ZM240 85V84H239ZM242 85V84H241ZM135 86V85H134ZM237 86V85H236ZM258 86V87H257ZM69 87V86H68ZM85 87V86H84ZM102 87V86H101ZM104 87V86H103ZM127 87V86H126ZM235 87V86H234ZM233 87V88H234ZM24 88V87H23ZM77 88V89H78ZM86 88V87H85ZM95 88V87H94ZM135 88V87H134ZM182 88V89H181ZM237 88V87H236ZM240 88H242V87H240ZM26 89V88H25ZM78 89V90H79ZM96 89H97V92H98V94H99V91H98V88L96 87ZM101 89H103V88H101ZM100 89V90H101ZM118 89V88H117ZM133 89V88H132ZM131 89V90H132ZM150 89V88H149ZM156 89V90H155ZM262 90V93H261V90ZM0 90H2V89H0ZM82 90V92H83V89H81ZM86 90V89H85ZM120 90V89H119ZM121 90H122V87H121ZM120 90V91H121ZM144 90H146V89H144ZM158 90V91H157ZM186 91H187V87H186V89H185ZM208 90V89H207ZM242 90H244V89H242ZM73 91H75V90H73ZM73 91H72V93H73ZM106 91V90H105ZM124 91V90H123ZM154 91H156V92H154ZM168 91V92H167ZM170 91H173V92H171V93H169ZM209 91V90H208ZM1 92V91H0ZM50 92V91H49ZM78 92H81V91H78ZM82 92H81V95H82ZM102 92V91H101ZM108 92V91H107ZM110 92V91H109ZM159 92H162L163 94H162V96L161 95H159ZM209 92H211V90L209 91ZM243 92V91H242ZM248 92V91H247ZM254 92V93H255ZM103 93H104V91H103ZM174 93V94H173ZM243 93H246L245 91L243 92ZM261 94V96H259L258 94ZM47 94V93H46ZM75 94H76V92H75ZM80 94V93H79ZM130 94V93H129ZM140 94V93H139ZM174 95V97L172 96V95ZM208 94V93H207ZM241 94V93H240ZM73 95V94H72ZM85 95H86V93H85ZM101 94H99L98 96L99 97H101L100 96ZM107 95V94H106ZM127 95V94H126ZM206 95V94H205ZM254 95V96H253ZM256 95V96H255ZM87 96H89V95H87ZM104 96V95H103ZM128 96V95H127ZM135 96V95H134ZM141 96V95H140ZM219 97H220V95H218ZM217 96V97H218ZM238 96H240V97H242L241 95H238ZM245 96V94H243V97ZM259 96V97H258ZM12 97V96H11ZM78 97V96H77ZM99 97H97L98 99H99ZM108 97V96H107ZM254 97V98H253ZM75 98V97H74ZM79 98V97H78ZM82 98V97H81ZM84 98H86V97H84ZM90 98V97H89ZM93 98V97H92ZM127 98V97H126ZM130 98V97H129ZM216 100H215V99ZM222 98V97H221ZM1 99V98H0ZM6 99V98H5ZM91 99V98H90ZM142 100H143V98H141ZM239 99H242V98H239ZM81 100H83V99H81ZM116 100V99H115ZM176 100V101H175ZM207 100V99H206ZM219 100V99H218ZM247 100V101H246ZM11 101H12V99H11ZM72 101H73V99H72ZM85 101V100H84ZM90 101V100H89ZM88 100H87V103L89 102ZM108 101V100H107ZM227 101V100H226ZM242 101V100H241ZM60 102V101H59ZM80 102V101H79ZM96 102H98V100L96 101ZM130 102V101H129ZM134 102V101H133ZM141 102V101H140ZM205 102V101H204ZM221 102H223V101H221ZM232 102H233V100H232ZM3 103L4 104H2V103H0L2 106L3 105H5L6 103L3 101ZM51 103V102H50ZM116 103H117V101H116ZM119 103V102H118ZM139 103V102H138ZM238 103H240L239 104V108H242L241 110L239 109H237V107H238ZM242 103H243V101H242ZM99 104H100V99H99ZM102 104V103H101ZM120 104V103H119ZM119 104H117V105H119ZM122 104V103H121ZM139 104H141V106H138V104H134V105H137L136 107H137V110H140V107H141V109H142V106H144V104L142 105V103H139ZM149 104V103H148ZM176 105V108H174L173 107V105ZM221 104V105H220ZM0 105V108L2 109V108H5V107H2ZM59 105H60V103H59ZM61 105H63V103L61 104ZM90 105V104H89ZM88 105V106H89ZM110 105V104H109ZM133 105V106H134ZM163 105V104H162ZM168 105V106H169ZM234 105V106H233ZM241 105V106H240ZM7 106H8V103H7ZM37 106V105H36ZM72 106V105H71ZM94 106V105H93ZM59 107V106H58ZM62 107V106H61ZM83 107V106H82ZM101 106L99 105V108H100ZM106 107V106H105ZM139 107V108H138ZM146 107V106H145ZM201 107V108H200ZM243 107H245V109L243 108ZM78 108V107H77ZM89 108V107H88ZM96 108V107H95ZM119 108V107H118ZM124 108H126V107H124ZM131 108H133V110L132 111H134V107H131ZM199 108H200V110H206V112H209V115H206L207 116V118L208 117H210L211 118V116L213 115V119H212V121H208L206 118H204V116H205V114H204V116H202L203 114H201V113H198V110H199ZM203 108V109H202ZM0 109V110H1ZM29 109V108H28ZM121 109V108H120ZM120 109H118V113H120L119 112V110ZM123 109V108H122ZM121 109V110H122ZM127 109V108H126ZM157 108H155V114H157L158 112H156L157 110H156ZM238 110V111H236L235 112V110ZM2 110H4V109H2ZM1 110V111H2ZM5 110H6V108H5ZM47 110V109H46ZM93 110H95V109H93ZM136 110V109H135ZM142 110H144V107H143V109ZM146 110V109H145ZM195 110V111H194ZM203 110V111H204ZM51 111H52V109H51ZM112 111V110H111ZM132 111H131V113H130V110H129V114H131L132 115V117H135L134 115L136 114V112L134 111L133 113H132ZM243 112V113H241V112ZM4 112L5 111H3V113L1 112V114L2 115H0L1 116V118H2V116H4V115H6L7 113V111L5 112V114H4ZM78 112V111H77ZM94 112V111H93ZM124 112H126V111H124ZM123 112V113H124ZM151 113H154L153 111H150ZM11 113V112H10ZM53 113H54V111H53ZM107 113H108V111H107ZM159 113H161V112H159ZM211 113V114H210ZM240 113V114H239ZM4 114V115H3ZM84 114V113H83ZM104 114V113H103ZM109 114V113H108ZM138 114V113H137ZM136 114V115H137ZM144 115H145V113H143ZM143 114H141V115H143ZM163 114V113H162ZM207 114V113H206ZM8 115H11V114H9L8 113ZM7 115V116H8ZM95 115V114H94ZM124 115H126V113L124 114ZM139 115V114H138ZM141 115H139V117L141 116ZM200 115H201V117H200ZM7 116H5V120H7L8 118H10L11 116H12V120H11V118H10V120H11V124H12V122H13V124L12 125H14V124H16V126L18 125V122H19V120H18V122L15 120V115L13 116V115H11L10 117H7ZM102 116V115H101ZM165 116V115H164ZM27 117V116H26ZM25 116H24V118H26ZM38 117V116H37ZM52 117H54V114H53V116ZM106 117V116H105ZM126 118L128 117V116H125ZM132 117H131V119H132ZM136 117H138V116H136ZM135 117V118H136ZM148 117V116H147ZM13 118H14V120L15 121H13ZM57 118V117H56ZM104 118V117H103ZM107 118V117H106ZM123 117H121V119H122ZM129 118V117H128ZM149 118V117H148ZM196 118V119H195ZM204 118V119H203ZM17 119V118H16ZM27 120L29 119L28 117L26 118ZM105 119V118H104ZM104 119H103V121H104ZM120 119V120H121ZM139 119V118H138ZM167 119H169V118H167ZM5 120H4V117H3V120H0V123H1V121H2V124L0 125V126H2V125H5V124H8V123H10V120L9 121H7V123H5ZM25 120V119H24ZM27 120H25V121H27ZM30 121H32V119H29ZM29 120L27 121V122H29ZM55 120H57V122H58V118L57 119H55ZM54 120V121H55ZM102 120V119H101ZM116 120H118V119H116ZM142 120V119H141ZM140 120V122H142ZM163 120H165V119H163ZM124 121V120H123ZM23 123L22 122V125L24 126V128H21L20 127V124L18 125L19 126V128H21V129H23V130H25V131H22V132H20L19 130H21V129H19L18 128V126H17V128L15 127V125L14 126H12L11 124H8L7 126H12L13 128H16L17 130V132L15 131V129H14V131L12 132V129L11 128H8L7 126H6V128L7 129H9L10 130V132L11 133H15L16 132V134L14 135V134H12V136L13 137H11V136H9V140H8V136L7 137H5V136H2V134H3V132H5V131H8L6 128V130L3 128V126L2 127H0V131H2V130H4V131H2V132H0V134H1V137L2 138H0V147H2L1 149L2 150H5L6 148V151H2L1 149H0V154H1V156H0V159L1 158H3L4 159V157H2V155H6L7 156V154L6 153H8L7 151H8V145H7V143L10 141V139L11 140H13V138L14 137H16L15 139L17 140V143H15L16 141H14L13 140V143H15L17 146H15L13 143H12V141H10V144H13V146H15V147H17L16 149H17V151L19 150V148L21 149V151H18V154H16L18 157H19V159L21 160V162H22V167L24 166V165H26V166H28L27 168H28V170H27V172L23 169V171L24 172H26L25 174L24 173H22V170L20 169V175L21 174H23V175H25V176H27V175H30V178H28L29 180L26 182L25 181V183H24V185H28L27 187L26 186H24L23 187V190L25 191V188H26V190L27 191H30V190H33L34 189V186H36V185H40V183H41V180H43V179H41V177H44L45 175H43V174H45L44 172H46V167H45V165L41 162V157H40V153L42 154H44L46 151H47V148H46V151H45V148H43L44 149V151H42L41 149V151H38L37 149H39V148H41V146H40V144H44V143H42L41 141L42 140H40V142H38L37 143V141H39V139L40 138H38V135H36L37 133H35V131H32V130H30V128L32 127H34L35 126V123H33L34 125L33 126H31L29 123ZM56 122V123H57ZM105 122V121H104ZM111 122V121H110ZM110 122H109V124H110ZM122 122V121H121ZM124 122H126V120L124 121ZM165 122H166V120H165ZM165 122H161L160 124H157V125H159V126H165V125H167V124H165ZM216 122V124L218 125H220V128H222V126H224L225 124L226 125H232V126H234V128H236V130H241L240 128L239 129H237L238 127H243V132H244V130H246V132H244V134H243V132L241 133V132H239V131H237V132H239V133H241V135L238 133L237 134V132H236V134H235V132H234V135H235V137H237L236 135H238V137L240 136V137H242V140H243V136H244V140H243V142H242V144L244 145V146H241L240 147V145L238 144V147H233L234 149L236 148H238L240 151H238L239 152V160L237 161L238 163H237V165H238V167L237 168H239V166H241L240 168H244L245 169V171L243 172V174H242V180H240L241 181V183L244 185V188L243 189H241L240 187H239V185L240 186H242L243 187V185H241L240 183L239 184H237L238 185V187L236 186V189L238 188L239 190L237 191V192H235L236 193V195L233 193V191H234V189H232L230 186H231V184L233 185H235L236 183H237V181L235 182V177H236V175H234V177H233V175L232 174H234V173H232V174H228L227 173V177H229V176H231L232 175V177L230 178V180H229V178H225V173H226V171H228L226 168H229L230 166H228L227 167V165H226V162H225V159H227V158H225L224 156H226L227 157V155L226 154H228V153H225V149L223 148V147H221V146H219L218 144H216V141L218 140L219 141V139H218V137H220L219 136V132H217V130L219 129L220 130V128L217 126H215V123ZM5 123V124H4ZM58 123H60L61 124V121H59ZM71 123V122H70ZM120 123V122H119ZM123 123V122H122ZM154 124H155V122H153ZM112 124H114V123H112ZM112 124H111V126L110 125H106V127L107 126H109L108 128H111V127H113L112 126ZM135 124V123H134ZM137 125L139 124V123H136ZM146 124V125H145ZM149 124V123H148ZM162 124V125H161ZM28 125V126H30L29 127V131H28V127H27V129H26V126ZM104 125V124H103ZM150 125V124H149ZM56 126H57V124H56ZM58 126H60V125H58ZM84 126V125H83ZM101 126H102V124H101ZM117 126V125H116ZM115 126V127H116ZM131 126V125H130ZM142 126H146L145 128H147V139L142 135L141 136V138H143V139H146V140H139V139H137V137H136V139H137V141L136 142H140V141H143L145 144H143V143H141V145L143 144L144 146H142V150L144 149V147H146L145 149L146 150H148V148H150L149 149V153H151V154H148L149 156H148V159H147V157H146V159L149 161H147L146 159H145V161L146 162H148V163H144L145 165L144 166H146V170H147V173L149 172H151L152 170H153V166H155V163H157L156 161H157V157L159 156V153H157V151H158V149L153 145V143H155L154 142V140L152 141L151 139H152V137H151V135H153L152 133H153V130H154V127H150V126H148L147 125V123L145 122ZM168 126V125H167ZM235 126H237V127H235ZM46 128H47V126H45ZM63 127V126H62ZM61 127V128H62ZM114 127V128H115ZM119 127V126H118ZM122 127V126H121ZM168 127H170V126H168ZM177 127H178V129H177ZM262 127V128H263ZM2 128V129H1ZM45 128V129H46ZM105 128V127H104ZM117 128V127H116ZM120 128V127H119ZM119 128H117V129H119ZM126 128V127H125ZM127 128H128V126H127ZM139 128V127H138ZM144 128V129H145ZM165 128V127H164ZM179 128H180V130H179ZM212 128V129H211ZM213 128H214V132H216V133H218L217 135L215 134V136H213V134L210 132V131H213ZM216 128H217V130H216ZM233 128V129H234ZM245 128H247V129H245ZM19 129V130H18ZM56 129H57V133H58V128L56 127ZM59 129H60V127H59ZM117 129H116V131H117ZM123 129V128H122ZM122 129H121V132H122ZM177 129V130H176ZM252 129H256L255 131L254 130H252ZM47 130V129H46ZM54 130V129H53ZM108 130V129H107ZM112 128L110 129V131L112 132ZM124 131H125V129H123ZM140 130V129H139ZM156 130V129H155ZM210 130V131H209ZM218 130V131H219ZM250 130V131H249ZM252 130V131H251ZM264 130V129H263ZM19 131V132H18ZM62 131H63V128H62ZM61 131V129H60V132H62ZM74 131H76V130H74ZM105 131V130H104ZM141 131V130H140ZM181 131V132H180ZM9 132V133H10ZM26 132V133H25ZM28 132H32L31 134H33L34 135V138H37L36 140L33 138V136L32 135H28L27 136V134H29ZM59 132V133H60ZM88 132V131H87ZM138 132V131H137ZM144 132H145V130H144ZM10 133V134H11ZM20 135H19V134ZM25 133V134H24ZM35 133V134H34ZM54 133V132H53ZM103 133V132H102ZM123 133V132H122ZM135 133V132H134ZM139 133V132H138ZM142 133V132H141ZM140 133V134H141ZM157 133V132H156ZM61 134V133H60ZM161 134H163V136L161 135ZM164 134H168V135H170V136H164ZM223 134H224V132L222 131V137H223ZM226 134V133H225ZM230 134V133H229ZM247 134V135H246ZM4 135H5V133H4ZM26 135V136H25ZM128 135V134H127ZM159 135L162 137H159ZM35 136H37V137H35ZM103 136V135H102ZM124 136H125V133H124ZM154 136H155V134H154ZM217 136V137H216ZM3 137H5V139L8 141L7 143L5 142L6 140L5 139H3ZM33 138L34 140L32 141V142H34V143H36V145H37V148L34 146V145H32V144H30L31 143V141L30 140H28V138ZM128 137V136H127ZM126 136H125V140H127L128 138H127ZM130 137V136H129ZM159 137V138H158ZM221 137V138H222ZM237 137V138H238ZM246 137H248V139L246 138ZM26 138H27V140H26ZM88 138V137H87ZM110 138V137H109ZM113 138V137H112ZM127 138V139H126ZM131 138V137H130ZM140 138V137H139ZM140 138V139H141ZM154 138V137H153ZM170 138V142H168L169 139ZM174 138V139H173ZM245 138L247 139V140H245ZM114 139H117V138H114ZM114 139H112V140H114ZM172 139V140H171ZM225 139V138H224ZM240 139V138H239ZM77 140V139H76ZM96 140V139H95ZM106 139H104V141H105ZM108 140V139H107ZM107 140H106V142H107ZM110 140V139H109ZM117 140H119V139H117ZM121 140H122V137L120 138V141H119V143L121 142ZM124 140V139H123ZM131 141H132V139H130ZM223 140V139H222ZM172 141V142H171ZM221 141V140H220ZM234 141V140H233ZM247 141V142H246ZM28 142H29V144H30V146H29V144H28ZM50 142V141H49ZM48 142V143H49ZM77 142V141H76ZM79 142V141H78ZM101 142H103V141H101ZM127 142V141H126ZM129 142V141H128ZM134 142V141H133ZM132 142V143H133ZM135 142V143H136ZM153 142V143H152ZM208 143V144H206V143ZM237 142V141H236ZM246 142V144H244ZM4 143V146L2 145ZM40 143V144H39ZM47 143V144H48ZM74 143V142H73ZM110 143V142H109ZM115 143V142H114ZM122 143H124V141L122 142ZM227 143V142H226ZM238 143V142H237ZM250 145H249V144ZM9 144V143H8ZM9 144V145H10ZM102 144V143H101ZM107 144V143H106ZM125 144V143H124ZM218 145V147L216 146V145ZM247 144L249 145V146H247ZM7 145V146H6ZM45 145V144H44ZM43 145V146H44ZM49 145V144H48ZM137 145V144H136ZM150 145H151V147H150ZM171 145V146H170ZM228 145H229V143H228ZM6 146V147H5ZM107 146H108V144H107ZM110 147H112L111 145H109ZM127 146H129L130 147V143H129V145L127 144ZM169 146V147H168ZM234 146H236V145H234ZM3 147H5V149L3 148ZM10 148H9V151H10V149L12 148V145L11 146H9ZM15 147H13V148H15ZM39 147V148H38ZM47 147V146H46ZM56 147V146H55ZM58 147V146H57ZM56 147V148H57ZM89 147V146H88ZM113 147H116V145L115 146H113ZM133 147L135 148V146H134V144H133ZM132 147V148H133ZM168 147V148H167ZM228 147H230V146H227V148ZM232 147V146H231ZM13 148H12V150H13ZM25 148V150H24V152L26 151V149H27V152L26 153H24V152H22L23 150L22 149H24ZM104 148V147H103ZM137 149H138V146L136 147ZM16 149H14L15 151H16ZM28 149H29V151H28ZM31 149V150H30ZM76 149V148H75ZM130 149V148H129ZM136 149V150H137ZM234 149H232V150H234ZM235 149V150H236ZM237 149V150H238ZM57 150V149H56ZM107 150V149H106ZM231 150V151H232ZM234 150V151H235ZM16 151V152H17ZM31 151V152H30ZM80 151L82 152V151H84V150H81L80 149ZM132 151V150H131ZM3 152H5V154L3 153ZM30 153V155H27V153ZM48 153H49V150L47 151ZM46 152V153H47ZM133 152V151H132ZM137 152V151H136ZM10 153H11V155H12V152L10 151ZM46 153L44 154V155H46ZM48 153H47V155H48ZM79 153V152H78ZM77 153V154H78ZM119 153V152H118ZM138 153V152H137ZM147 153H148V151H147ZM14 154V153H13ZM33 154V155H32ZM50 154V153H49ZM143 154V153H142ZM46 155V156H47ZM145 155V154H144ZM8 156H10L9 154H8ZM7 156V157H8ZM49 156V155H48ZM125 156V155H124ZM7 157H6V160H7ZM11 157V156H10ZM144 157V156H143ZM237 157V156H236ZM13 158H15L14 157V155H12V157H11V162L13 161ZM142 158V157H141ZM225 158V159H224ZM127 159V158H126ZM17 160V159H16ZM143 160V159H142ZM5 161V160H4ZM4 161L2 162V161H0L1 162V165H2V163H4ZM10 161V158L8 159V162ZM95 161V160H94ZM126 161V160H125ZM128 161V160H127ZM145 161H143V162H145ZM153 161H154V165L152 166V164H153ZM7 162V161H6ZM13 162H15V161H13ZM17 162V161H16ZM15 162V163H16ZM75 162H76V164H77V159H75ZM81 162V161H80ZM124 162V161H123ZM151 162H152V164H151ZM160 161H159V158H158V163H159ZM67 163V162H66ZM65 163V164H66ZM78 163H79V161H78ZM236 163V162H235ZM4 164H6V163H4ZM80 164V163H79ZM78 164V165H79ZM127 164H128V162H127ZM147 164V165H146ZM1 165H0V169L1 170H4V169H2L1 168ZM18 165H19V167L18 168H20V166H21V164H19L18 163ZM64 165V164H63ZM101 165V164H100ZM124 165H126L125 163H124ZM226 165V166H225ZM3 166V168H5L6 166H8L7 164L5 165V167H4V165H2ZM80 166H82V165H79V166H77L76 165V167L74 168L75 170L77 169L78 171H79V174L77 173L76 174V176L77 177H80V175H81V173L80 172H82V171H80L81 169H82V167L80 168V170H79V167ZM110 166H112V164L110 165ZM156 166H157V164H156ZM12 167H14V166H12ZM16 167V168H17ZM127 167V166H126ZM159 167V166H158ZM232 167V166H231ZM231 167H230V171H232L231 170ZM234 167V166H233ZM9 168V167H8ZM7 167H6V169H8ZM11 168V167H10ZM16 168H15V170H16ZM71 168V167H70ZM26 169V168H25ZM68 169V168H67ZM91 169V168H90ZM127 169H129V168H127ZM131 169V168H130ZM159 169V168H158ZM47 170H48V167H47ZM92 170H94V169H92ZM132 170V169H131ZM234 170V169H233ZM6 171V170H5ZM4 171V173H5V175L3 176V174H2V172H0L1 174H0V177L1 176H3V177H8L7 175H6V173H8V172H5ZM10 171V170H9ZM14 171V170H13ZM63 171V170H62ZM77 171V172H78ZM91 171V170H90ZM159 171V172H160ZM167 171V172H166ZM235 171V170H234ZM101 172V171H100ZM105 172H107V171H104L103 172V174H102V176L104 175V173ZM109 172V171H108ZM107 172V173H108ZM225 172V173H224ZM229 172V171H228ZM241 172V171H240ZM19 173V172H18ZM76 173V172H75ZM75 173H73L74 175H75ZM89 173V172H88ZM146 173V174H147ZM149 173H148V176H149ZM73 174H72V176H71V178L70 179H72V177H73V179L72 180H76V178H75V176H73ZM106 174V173H105ZM151 174L153 175L154 174V172L152 173H150V176L149 177H151ZM157 174H160V173H157ZM224 175V176H223ZM229 175V176H228ZM246 175H248V177H246ZM18 176V175H17ZM47 176V175H46ZM62 176L63 177H65L64 176V174H62ZM90 176V175H89ZM100 176H101V174H100ZM123 176V175H122ZM143 176H144V174H143ZM146 176V175H145ZM144 176V177H145ZM24 177V176H23ZM66 177H67V175H66ZM65 177V178H66ZM124 177V176H123ZM135 177H136V175H135ZM142 177V176H141ZM152 177H154V176H152ZM151 177V178H152ZM222 177H224V178H222ZM9 178V177H8ZM8 178H4V180H5V182H6V180L8 181ZM11 178V177H10ZM9 178V179H10ZM99 178V177H98ZM104 180H106V178H107V175H106V177H105V175H104ZM137 178V177H136ZM161 178V177H160ZM235 178V179H234ZM3 178H0V187L2 188L3 186L2 185H5L4 184V182L2 183L1 182V180H2ZM12 179V178H11ZM10 179V180H11ZM108 179V178H107ZM138 179V178H137ZM136 179V180H137ZM146 179H148L147 177H145L144 178V183H146V181L148 182V181H150V180H146ZM4 180H2V181H4ZM8 181L9 183L10 182H14V178L11 180V181ZM72 180H70V181H72ZM83 180H85V179H83ZM88 179H86V182H88L87 181ZM98 180V179H97ZM101 180H102V178H101ZM124 180H126V178L124 179ZM234 181V182H232V181ZM19 181H22V180H19ZM62 181H65V180H62ZM69 181V182H70ZM95 181V180H94ZM106 181H108V180H106ZM114 181V180H113ZM139 181V180H138ZM155 181V180H154ZM16 182V181H15ZM58 182H59V180H58ZM68 182V183H69ZM75 182H77L78 184H77V186L79 185V182H78V180L77 181H75ZM74 181H72V183H75ZM100 182H102V181H100ZM100 182H98V184L100 183ZM112 182V181H111ZM115 182V181H114ZM118 182V181H117ZM121 182V181H120ZM125 182H127V181H125ZM160 182H159V184H160ZM48 183V182H47ZM61 183V182H60ZM64 183V182H63ZM63 183H61L60 184V188L59 187H57V188H59V190L56 188H54V191L56 190V191H59L58 192V196L57 197H54V198H56V199H58V197H59V201L58 200H56V201H54L53 200V196H56V194H54L53 196H52V192H51V190H52V186L51 185H55V184H49V185H45V182H42V185H44V186H41V187H39V188H37L36 189V187H38V186H36L35 187V189L33 190V194L31 195V193H30V198H29V207L30 206H35V210L36 211H39V214H41V217L42 218H44L45 220H43L44 222L39 226L38 225V227L37 226H35V225H33L34 226V228H36V229H33L32 227V225L29 227V230L30 231H34L35 230V232L32 234H30V235H28V234H26V231L24 230V232H23V230H22V228L23 229H28V228H24V227H17L15 224H13L12 222H9L8 220V222L7 221H5L4 220V218H2V215H0V251H4L5 252V254L6 255H8V256H11V258H12V261L14 262V263H16V264H45L44 262H43V260L44 259H42L41 258V256H44L46 253H48L49 251L51 252V251H58L56 254V256H54L55 255V252H54V254L52 255V253L53 252H51V254H50V256L52 255V256H54L53 258V260H55V257H56V264H60V263H62V264H72L71 262H73V261H75V263H76V260H78L79 258H82V256H86L87 258H85V257H83L84 259H88L87 261H85V262H83L84 261V259H83V261H81V263H79V261H77V263L76 264H82V263H86V264H91V258H90V256H92V253H93V255H94V258H92V260L93 259H95V258H97V257H100L101 255H98V253L97 252H101V251H105V253H107L106 251V247H108L107 249H108V252L109 251H115L113 254H116V253H119V251H122L123 252V250H125V248H126V246H127V248H128V246H130V245H128V243H125V245H124V243H123V241L122 240H124V238H126L128 235H124L123 234V236L122 235H120V238L121 237H123V239H121V242L123 243V245H120V244H122L119 240H116V239H118V238H116V237H119V235L118 236H116L115 237V239L114 240H116V243H114L113 241V244H111V246L109 245V244H107V242L106 241H109L110 240V238L108 237L106 240H104L103 238H98L96 241H95V239H94V241H92V239L90 240V236H89V239H87L88 238V236H86V238L84 237V235H81V234H83V233H81V231H83L84 229L82 228L83 227V225H82V227H81V229H83V230H81V231H79L80 230V228H79V226L81 225V223H84V221H87V219H86V217H82V219L84 218V219H86V220H84L83 219V221H80L81 219V216H79V214L77 215V213L79 212L80 214L82 213V211L81 210H79V205H80V203H78V199L76 198V196L74 197L73 195L76 193V191L74 192V194H72L73 193V191H71V190H73V188H75V185H76V183L75 184H73V188H71L72 186V183H69V184H63ZM66 183H67V180H66ZM106 183V182H105ZM122 183H123V181H122ZM128 183V182H127ZM126 183V184H127ZM144 183H143V185H144ZM8 184V183H7ZM57 184V183H56ZM97 184V185H98ZM124 184V183H123ZM155 184V183H154ZM158 184V185H159ZM9 185V184H8ZM6 186L7 187V189H9V188H11L10 187V185L9 186ZM12 186H13V184H11ZM58 185V184H57ZM56 185V186H57ZM84 185V184H83ZM101 185V184H100ZM99 185V186H100ZM55 186V187H56ZM89 186H91V185H89ZM103 186V185H102ZM147 186V185H146ZM163 185H160L159 187H162ZM31 188V189H28V188ZM104 187L106 188L107 187V185H104ZM103 187V188H104ZM139 187V186H138ZM156 187H157V184H156ZM164 187V186H163ZM1 188H0V196H2V191L3 190H1ZM95 188V187H94ZM100 188V187H99ZM104 188V189H105ZM152 188V187H151ZM233 188H234V186H233ZM3 189H5L6 190V188L4 187ZM22 189V188H21ZM39 189V190H38ZM76 189V188H75ZM74 189V190H75ZM91 189H93V188H91ZM107 189H108V187H107ZM106 189V190H107ZM134 189V188H133ZM139 189V188H138ZM141 189V188H140ZM139 189V190H140ZM157 189H158V187H157ZM160 189H162V188H160ZM166 189V188H165ZM236 189H235V191H236ZM240 189H241V191H240ZM87 190V189H86ZM94 190V189H93ZM97 191L99 190L98 188L96 189ZM95 190V191H96ZM106 190H105V192H103V190H102V192L103 193H106ZM117 190V189H116ZM138 190V191H139ZM71 191V192H70ZM92 191V190H91ZM148 193H147V192ZM4 193H6L5 191H3ZM32 192V191H31ZM94 192V191H93ZM92 192V193H93ZM163 192V191H162ZM166 192H169V191H166ZM238 192H240V193H238ZM3 193V194H4ZM12 193H13V191H12ZM21 193H22V191H21ZM102 193V194H103ZM109 193H110V191H109ZM109 193H107V194H109ZM116 193V192H115ZM115 193H113V195L115 194ZM118 193V192H117ZM153 193V194H152ZM7 194V193H6ZM26 194V193H25ZM88 194H90V190H89V192H88ZM93 194H95V193H93ZM121 194V193H120ZM159 194V193H158ZM167 196H166V195ZM83 195H85V194H83ZM104 195V194H103ZM102 195V196H103ZM160 195V194H159ZM92 196V195H91ZM105 196H106V194H105ZM143 196V197H144ZM147 196H149V197H147ZM156 196V197H155ZM87 197V196H86ZM90 197V196H89ZM93 197V196H92ZM110 197V196H109ZM4 197H2V199H3ZM116 198V197H115ZM160 198V197H159ZM181 199V198H184L186 201H184V202H181V203H178V201H176V199ZM13 199V198H12ZM64 199V200H63ZM84 199H86V198H84ZM95 199V198H94ZM97 199H99V198H97ZM153 201H152V200ZM155 199V200H154ZM0 200H1V197H0ZM4 200H6L7 201V198L5 199H3V205L5 204L4 203ZM14 200V199H13ZM87 200H88V198H87ZM112 201H114L113 199H111ZM159 200L160 201H163L162 203L161 202H159ZM172 200V199H171ZM182 200V199H181ZM58 201V202H57ZM67 202V204H66V202L63 204V202ZM84 201H86V200H84ZM95 201V200H94ZM100 201V200H99ZM135 201V200H134ZM152 201V202H151ZM13 202H15V200L13 201ZM25 202V201H24ZM103 202V201H102ZM157 202H159V203H157ZM175 202H177L176 204H174ZM16 203L18 204V202L16 201ZM23 203V202H22ZM59 203H61V204H59ZM127 203H128V201H127ZM164 203H165V205H164ZM182 203H184V206L182 205ZM8 204V203H7ZM63 204V205H62ZM90 204H92V203H90ZM94 204V203H93ZM92 204V205H93ZM96 204V203H95ZM1 205V204H0ZM9 205H10V202H9ZM8 205V206H9ZM25 205V204H24ZM65 205V208H67L68 210V212L66 213V214H69V217L68 216H66L67 217V220H69V222H70V220L72 221L73 219V221H72V224L75 222V218H73V217H75L76 215L78 216V219L77 220H79V221H77L76 220V222H77V225L78 224H80V225H78V229L77 228H75V230L73 229V227L72 226H74V225H72L71 226V223H70V226L71 227H69V225L67 224V223H69V222H66V219H64V214L62 215L61 213L63 212V211H61L62 209V207ZM100 205H102L101 203H100ZM2 206V205H1ZM1 206H0V208H1ZM11 206V205H10ZM17 206V205H16ZM15 206V204L14 205H12V207H16ZM21 206V205H20ZM81 206H83V205H81ZM86 207V206H85ZM84 207V208H85ZM88 207V206H87ZM110 207V206H109ZM109 207H106L107 208V210H108V208ZM133 207V206H132ZM17 208V210H15V211H13V212H18V214L21 212V210H19L18 211V207H16ZM26 208V207H25ZM81 208H83V207H81ZM104 208V207H103ZM111 208V207H110ZM128 208H129V206H128ZM2 209V208H1ZM0 209V210H1ZM13 209H15V208H13ZM19 209H20V207H19ZM61 209V210H60ZM112 209V208H111ZM127 209V208H126ZM11 210V209H10ZM104 210V209H103ZM103 210H101V211H103ZM170 210V209H169ZM2 211V210H1ZM1 211H0V214H1ZM66 211V210H65ZM81 211V212H80ZM94 211V210H93ZM96 211V210H95ZM126 211V210H125ZM131 211V210H130ZM112 213H113V211H111ZM12 213V212H11ZM29 213V212H28ZM35 214H36V212H34ZM63 213H65V212H63ZM93 214H94V212H92ZM121 213V212H120ZM145 213V212H144ZM150 213H149V215H150ZM3 214V213H2ZM39 214H36V215H31L32 217H34V220L36 219V221H37V219H38V217H40V215ZM83 214V213H82ZM91 214V213H90ZM89 214V215H90ZM97 214V213H96ZM102 214V213H101ZM109 214H110V212H109ZM108 214V215H109ZM233 214H234V216H233ZM15 215V214H14ZM17 215V214H16ZM28 215V214H27ZM63 216V218H62V216ZM84 215V214H83ZM103 215V214H102ZM139 215V214H138ZM4 216V215H3ZM30 216V215H29ZM91 216H95V214L94 215H91ZM100 216V215H99ZM98 216V217H99ZM110 216V215H109ZM143 216V215H142ZM142 216H141V218H142ZM234 217L233 219L234 220H232L231 218L232 217ZM5 217V216H4ZM19 217L20 216H18L17 217V219L19 220ZM26 217V216H25ZM65 217V218H66ZM80 217V218H79ZM88 217V216H87ZM96 218V219H99V218ZM100 217H102V216H100ZM112 217V216H111ZM111 217H110V219L109 220H111ZM129 217H130V215H129ZM138 217V216H137ZM231 217V218H230ZM23 218H24V216H23ZM70 218H72V219H70ZM77 218V217H76ZM95 218V217H94ZM109 218V217H108ZM114 218V217H113ZM17 219H16V222H17ZM25 219V218H24ZM63 219H64V221H63ZM102 219V218H101ZM100 219V220H101ZM144 219H145V217H144ZM146 219H147V216H146ZM145 219V220H146ZM236 219H238L239 221H238V223L236 224L235 222H237L236 221ZM90 219L88 218V221H89ZM99 220V221H100ZM104 220V221H103ZM103 220L101 221L102 223L104 222L105 223V217L103 218ZM152 220V219H151ZM232 220L233 221V223L234 224H236V225H231L232 223L230 222V221ZM133 221V220H132ZM235 221V222H234ZM29 222V221H28ZM31 223H32V221H30ZM34 222V221H33ZM64 222H66V225L68 226V227H66V230H63L64 229V226H66L65 225V223ZM76 222L74 223L75 224V226H76ZM100 222V223H101ZM110 222V221H109ZM124 222V221H123ZM127 222V221H126ZM142 222H144V220L142 221ZM56 224V227H55V225H53L55 228H58L57 227V225L59 226V228H58V230L56 231L55 230V228H53V227H50V226H52V224ZM86 224H87V222H85ZM85 223H84V225H85ZM99 223V224H100ZM120 223H122V222H120ZM128 223H129V221H128ZM132 223V222H131ZM130 223V224H131ZM49 224H51L50 226H48ZM64 224V225H63ZM109 224H112V222L111 223H109ZM127 223H123V226L125 225V230H126V226H128V224L126 225ZM133 224V223H132ZM137 224V223H136ZM21 225V224H20ZM88 225H89V223H88ZM103 225V224H102ZM121 225V224H120ZM119 225V226H120ZM94 226V225H93ZM122 226V227H123ZM130 226H132V225H130ZM129 226V227H130ZM139 226V225H138ZM145 226V225H144ZM150 226V225H149ZM85 228H87L86 226H84ZM100 227H101V225H100ZM100 227H98V229H100ZM113 227H115L114 226V224L112 225V228ZM31 228V229H30ZM68 228V229H67ZM104 228H105V226H104ZM107 228H110V225L108 226L107 225ZM124 228L121 230L120 229V231H123L124 230ZM132 228V227H131ZM33 229V230H32ZM70 229H73V230H70ZM89 229V228H88ZM101 229H103V228H101ZM100 229V230H101ZM133 229V228H132ZM131 229V230H132ZM135 229V228H134ZM108 229H106V231H107ZM115 230H117V229H115ZM114 230V228L112 229V231L114 232L115 231ZM143 230V229H142ZM149 230V229H148ZM58 231H59V235H56L57 233H58ZM85 231V230H84ZM95 231V230H94ZM105 231V232H106ZM111 231V230H110ZM110 231H107L108 233L107 234H109L110 233ZM118 231V230H117ZM66 232V234H65V238L63 237V235L64 234H62V233H65ZM95 232H98V230L97 231H95ZM102 232V235L103 234H105L106 235V233H103L104 232V230L103 231H101ZM140 233H144V232H141V231H139ZM28 233H29V231H28ZM99 233V232H98ZM97 233V234H98ZM116 233V234H115ZM115 233H114V235L113 236H111V239H112V237H114L115 235H117V233L119 234V232H116L115 231ZM121 233H124V232H120V234ZM128 233V232H127ZM130 233V232H129ZM136 234H137V230H136V232H135ZM146 233V232H145ZM93 234H94V232H93ZM101 234V233H100ZM100 234H98V235H96L95 237H98ZM125 234H126V232H125ZM136 234H134V236L136 235ZM148 234V233H147ZM62 235V239H58V237L56 238V236H61ZM133 235V232H131V234H129V236H132ZM138 236H139V234H137ZM101 236V235H100ZM104 236V235H103ZM107 236V235H106ZM133 236V237H134ZM137 236V237H138ZM149 236V235H148ZM94 237V236H93ZM132 237V238H133ZM142 237V236H141ZM141 237H139V239L141 238ZM145 237H147V236H145ZM157 237V238H156ZM60 238V237H59ZM148 238V237H147ZM155 238H156V241H155ZM128 241H130L131 240V242L133 243V241H132V239L130 238V240L128 239V238H126ZM142 239V238H141ZM133 240H134V238H133ZM120 242V244L118 243L117 244V242ZM126 241V240H125ZM128 241H126V242H128ZM143 241V240H142ZM105 242H106V245L107 246H104L105 245ZM111 242V240L108 242V243H110ZM111 242V243H112ZM144 242V241H143ZM131 243V244H132ZM142 243V242H141ZM145 243H146V241H145ZM148 243V242H147ZM117 244V245H116ZM129 244H130V242H129ZM134 244V243H133ZM135 244H137L136 243V241H135ZM134 244V245H135ZM140 243H138V245L137 246H135V247H138V252L140 251L139 249V246H141V245H139ZM110 247H109V246ZM134 245H132V247H134ZM121 246H122V248H121ZM141 246V247H142ZM125 247V248H124ZM145 247H143V249H145ZM103 249H105V250H103ZM129 249V248H128ZM135 249V251H134V253L136 252V248H134ZM143 249H141V252L144 254L145 252H147V251H145V250H143ZM119 250V251H118ZM131 251L133 250V248H131L130 249ZM130 250H125V251H130ZM156 250V251H155ZM45 251H47L45 254H44V252ZM59 251H62V253H61V256L60 255H58V253H59ZM91 252V251H97L96 253H97V256L95 257V255H96V253L95 252H92V253H90L89 254V257H88V253L87 252ZM145 251V252H144ZM167 251V252H166ZM212 251H213V254H212ZM85 252H86V254H85ZM103 252H101V253H103ZM140 252V253H141ZM236 252V253H235ZM95 253V254H94ZM104 253V254H105ZM110 253V252H109ZM141 253V254H142ZM148 253V252H147ZM150 253V252H149ZM233 253H235L233 256H235V257H233V258H231V259H228L229 258V256L231 257L232 255L231 254H233ZM49 254H46V256L47 257H50V256H48ZM64 254H67V255H64ZM69 254V255H68ZM108 254V253H107ZM113 254H111L112 255V257H113ZM122 254V253H121ZM170 254V253H169ZM73 255V256H75V257H78L79 256V258H73V256H72V258L73 259H75V260H73L72 258H71V256ZM80 255H82V256H80ZM103 255V254H102ZM111 255H107L106 256V254L105 255H103L102 257L105 259L106 258V260H109V257H111ZM118 256H119V254H117ZM138 255H140V254H138ZM145 256L144 257H146V256H148V255H146V254H144ZM167 255H168V253H167ZM165 255L167 258H169L170 256L168 255ZM52 256L49 258V260L51 261L52 260ZM71 258V260H70V262H64L63 263V261L61 260V262H58V260L60 261V257L61 258H63V259H65V258H69V257ZM114 256H116V255H114ZM153 256V255H152ZM46 257V258H47ZM117 257V256H116ZM116 257H114V258H116ZM120 257V256H119ZM143 257V258H144ZM39 258H40V260H39ZM57 258H59L58 260H57ZM69 258V259H70ZM124 258V257H123ZM135 258V260L137 261V259H136V257H134ZM166 258V259H167ZM42 259V260H41ZM69 259H68V261H69ZM98 259H100V258H98ZM104 259H102L101 261H100V263L103 261V262H108V263H111V261L109 262V261H104ZM117 259V258H116ZM115 259V260H116ZM121 259V258H120ZM120 259H118V261H120ZM127 259H129L128 257H127ZM130 259H132V258H130ZM130 259H129V261H130ZM156 259V258H155ZM222 259H225L224 261H226V259H227V261L226 262H221V260ZM39 260V261H38ZM49 260H47L48 262H49ZM90 260V261H89ZM97 259H95V261H96ZM114 260V259H113ZM112 260V262H114ZM125 260V259H124ZM123 260V261H124ZM135 260H134V262H135ZM41 261V263H39ZM65 261H67V260H65ZM95 261L93 260L92 261V264H93V262L95 263ZM98 261V260H97ZM96 261V262H97ZM122 261V260H121ZM129 261H127V262H121L122 264H124V263H127L128 264V262ZM154 261V260H153ZM58 262V263H57ZM90 262V263H89ZM102 262V263H103ZM116 262V261H115ZM132 262H133V260H132ZM134 262L132 263V264H134ZM165 262V261H164ZM166 262L168 263V260H166ZM173 262H175L174 260H173ZM50 263H53L54 264V262L53 261H51ZM50 263H46V264H50ZM101 263V264H102ZM104 263V264H105ZM120 263V264H121ZM130 263V262H129ZM135 263H137V262H135ZM170 263V262H169ZM168 263V264H169ZM74 264V263H73ZM98 264V263H97ZM112 264H115V263H112ZM138 264V263H137ZM141 264V263H140ZM145 264V263H144ZM152 264V263H151ZM155 264V263H154ZM163 264V263H162ZM176 264V263H175Z\"/></svg>",
    "mask_w": 264,
    "mask_h": 264
}]
</instances>
